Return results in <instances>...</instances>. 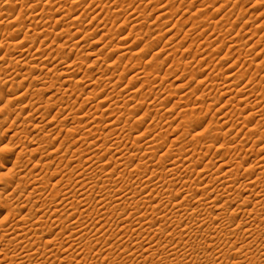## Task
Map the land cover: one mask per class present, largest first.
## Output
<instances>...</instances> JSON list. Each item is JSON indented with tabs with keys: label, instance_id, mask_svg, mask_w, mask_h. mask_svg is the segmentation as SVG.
<instances>
[{
	"label": "rangeland",
	"instance_id": "obj_1",
	"mask_svg": "<svg viewBox=\"0 0 264 264\" xmlns=\"http://www.w3.org/2000/svg\"><path fill=\"white\" fill-rule=\"evenodd\" d=\"M64 1H66V0H57V1L56 0H0V67H2V68H0V96H1V98H0V126L3 123H5V125H4L5 129L7 127L9 129H12V130L14 129L13 131H11V133H9V135L7 137L3 138V140L0 139V157H3V156L9 157L10 163H9L8 167L12 168L13 171H14L13 167H15L16 164H18L17 165L18 167H21V168H17V166H16L15 170H17L19 172L20 169H21V172H19L21 174V176H20V174H19V176L22 178V181L24 180L23 184H28V188H29V189H27V192L22 194V196L18 193L20 195V197L17 194L16 199L14 200L15 201L14 204L10 203V200H8L6 198V196L8 195V193L13 191L12 189H14V186L16 185L15 184L16 181L13 184L14 186L11 184L12 186L9 187L10 190L7 192V194H6V192L5 193H3V192L0 193V229L2 228V230H4V229H6V227H9V225H12V224H14L15 226L12 225V226H10L11 228L16 227L17 226L16 224L18 223L17 221H19L21 219L20 217L23 216V215H26L27 217H29L31 215L32 219L29 217V219H31L29 224H27L29 222V219H27L28 222L26 221V223L24 225H22V224H20V225H22V227H25L27 225L30 226L31 223L34 222V228L40 226L41 224H42L41 227H44L45 224H47L46 223L47 221L48 222H52L56 217H58L60 215L59 218H61V216H62V219L63 218H64V220L67 219L65 227L66 226L67 227L68 226L72 227L74 225L75 226H79V227L82 226V228H87L88 227L89 229L91 228V232H90L91 234L88 235V236L86 235L85 236L86 238L83 236L84 239H81V238H83L82 235H78V234L76 235L75 233H73L72 230L70 232V234L72 233V236L69 234V231L68 232L66 231L67 233L64 232L63 229H61L63 227L62 224L60 225V223H59L58 226H57L56 223L53 224L54 228H55V232H58V233L61 232L62 233V235L60 233V237H57V236H59V234L57 235V233H54V235L56 234L55 235V237H56L55 240L57 242L56 241H53V242H54V244L57 243V247H58V248L55 249L54 252L56 253L57 249H58L59 252L56 253V255L58 257L55 256L54 252L52 253V250L44 249V251H43L44 254L40 253L41 254L40 258L38 256V258L40 260L38 259V261H41V259L43 261L47 257V259H46L47 263L46 264H50V263L51 264H58V263L59 264H62V263L63 264H131V263L132 264H149V263L150 264H152V263L153 264L154 263L155 264H160V263L161 264H172V262L170 263L169 261L167 262L165 260H162L163 256L160 255L161 252H162L161 251L162 250L161 246L169 245V243L172 242V241H170L172 238L168 240L169 242L167 244V240H165V237L161 236L160 234H155L154 233L155 234L154 236H153V232L150 233L151 235L148 234L149 236L144 235L145 233L142 234L141 235L142 238L143 237L145 238V236H146V238L148 237L149 239H151L152 237L155 238L154 244L152 243V245L156 244V246H159L160 249H161L159 251V250H157L159 247L156 248V246H155L154 249H153L155 251H153V250L148 251L147 250L148 248H147V246L145 244H144L145 247H143L142 246L143 243H142V245H138V246H135L134 245L135 243L134 244L132 243V240L135 239L136 236H138L137 235L138 233L137 234H133V233L129 232V235H126L127 237H125V235H123L125 230L122 227H124V224L131 226V227L128 226L131 230L132 229L136 230L135 228H137L138 226L137 227H135V226H136L137 222L140 221V218L142 217L143 213H140V214L138 213L140 215V217H139L138 214H136V213L133 214V212H131V209H126L127 210L126 212H125V210H121V209H124L125 207L127 208V206L125 205L126 202H124V205L121 204L122 206L120 208H118V209L117 208L115 209L112 206L111 208L113 210H110V211H108L109 208L108 209L107 208H105V209L103 208L101 210L100 209L101 207H99V205L97 206V204H92V202L96 203L95 199L100 197L101 193L104 194V191H103L104 189L103 188L106 187V186L107 187L105 189H107L108 186H109L107 191L109 193H111V194L112 193L114 194V192H116L117 189H118L117 192H120L121 189H127V187L130 184V182H131L130 185L132 187H135L134 188L135 190L141 189L140 185L138 187L137 182L135 183L133 181V179H131L129 177V175H126V179H125V182L123 181L124 182V184H123L122 181L120 179H118V178H121V175H123V173H121L122 170L120 171L121 168H119V169H117V172L114 173V176H113V178H114L113 180L114 181L112 180L113 183H111L112 181L111 182H107L106 184H104L105 186L102 184L103 183L102 180L106 179V175L108 174L107 171H109V170L100 171L99 173H101V175H99V173L97 172V174H96L97 177L94 176V178L96 177L97 180L96 179L95 180L98 181L99 184L98 185L94 184V187H93V185H91L92 184V180H93L92 178L90 179L91 176L87 175L86 178L84 176L83 177L81 176L80 179H78L79 178V174L81 172H83V170L85 168H86V170L88 168V165H86V164L84 165V163L86 161L82 162L81 160H86V159H88L91 156V158H89V159H91V160L94 159V162L98 161V158H100L99 160H101L103 163H106V162L110 163V162H112V161H110V159L112 160V158H113L112 156H114L112 154H115L116 146L119 147V145H118L119 142H120V144H122V145H120V149H123V150L125 149V151H127V148L128 149H130L131 147L132 148L133 147L137 148L135 150H134V148L133 149L131 148L130 150H128V153L132 151L129 154L130 155L132 154V156L137 154V155H135V157L139 158V156L142 157L143 153L145 154L146 152L151 151L150 149L148 151L147 148H149V146L147 145L146 142H147L148 138H152V137H155V136L158 137V140L155 142V144L158 141L159 142L157 143V145H159V144L162 145V143H163V146L161 147V149L159 151V155H161L162 153H167L168 152L167 153L168 160H173L174 158H177V156L179 157V155H178V153L176 151L178 149L176 147H179V146L181 147V145H182V147L185 146L186 147L185 151L187 149H189L188 151H190L193 148L192 147L193 146V141H192V138H191L193 135H197V137L199 135L198 138L201 137L206 142H209L207 144H210L211 141H212V143L210 145H212V146L214 145L213 147L215 149L214 148L212 149L211 153L206 157V160L204 161L206 164L212 163V164H210L211 165L210 167H213L215 165L213 163H216L218 165H219V163H221V160H223V158L220 157L221 154L223 155L222 151L223 152L224 151L228 152V153L224 152L226 154L227 160H229L230 157H232L234 155L237 156V153H239L240 150H242V153H240L242 157H243V155L244 156L245 155H247V156L250 155L248 158L254 160L256 158L255 156H257V154L256 153L253 154L252 152L248 153V151H246L247 149H249L251 147L250 145H252L253 140L252 141L248 140L246 142L248 137L245 138V134H244V132H247V130H249V128H252V126L247 128L248 125H246V124H245L246 126L244 125V123H245V121H244L245 120L244 119L245 115L248 114L249 110L251 112V107L250 106L246 107L245 103H242V104L238 105L237 102L235 101V99H233L232 97L234 95H236L235 94V93H237L236 90H239L240 86H243L245 83H247L246 81L253 75V73L255 74L256 72H257V75L256 74L253 75V77H254L253 81H255V82H252V84L250 83V85L253 86V84L254 85L258 84L259 81H260V83L257 85V87L259 86L258 88L260 90L262 88H264V86H262V85H264L263 84L264 83V79H262V78H264L263 77L264 76V65H263V67H260L261 71L259 69V72H258V70L256 69V64L259 63L264 58V53L261 56L256 55V54H258V52L260 50L263 51L264 40H262V39H264V37H263L264 36V27H263L264 26V0H169V1L168 0H125V3H124L125 5H123L124 6L123 8L121 6L123 0L120 1V4L118 3L119 5L115 4V0H95V1L94 0H92V1L91 0H86V1L85 0H80L83 3H80V2L76 3L77 5H75V9L73 10V14L70 17V19H68V18L61 19V22L59 24L56 23V21H54V20L51 21V23H49L50 21H48V20H52L50 18L48 19V16L51 14L50 10L55 8V6H56V9L59 8L60 7L59 5H62V4L65 3ZM73 1L77 2L78 0H73ZM166 1H167V3H166ZM111 4L112 5L114 4V5L111 6ZM168 4L170 5V10L172 8H174V9H172V11L175 10L174 11L175 14L171 13L172 11H170V10H169L170 11L169 14H171V15H169L167 13L168 8H169ZM69 5L71 6V4L68 2L67 3V7L68 8H69ZM106 6L109 7V8H107ZM161 6H163L162 8L165 7L164 10L159 9V8H161ZM85 7H87V9ZM107 10H109V11H107ZM39 11H40V13H39ZM47 12H48V14H47ZM52 12L54 13L55 10L53 9ZM81 12L83 13V15H82ZM135 12H137V14ZM163 12L164 13L166 12L167 15H169V16H167L166 13H165L166 17L164 16L165 18L162 17V18H160L158 20V16L162 15ZM43 14H45L47 16H45ZM78 14L82 15V19L84 18V20H85L83 22V25H84L83 29L84 30L82 31V33L76 34V35H74L72 37H74V40L75 39L78 40V39H82V36H85L88 33V38H85V40L83 42L79 43L78 45L73 46L74 42H72L73 40L72 41L70 40L72 38H71L70 34L67 33L66 27L68 25L71 26L72 28L74 27L73 24H72L73 26L71 25V22H72V19L74 17L79 16ZM228 14H230V15H228ZM51 15H53V14H51ZM137 15L140 18H138ZM208 16H209L210 19H208ZM34 17L37 18V19L35 18L36 19L35 22H34V20H35ZM205 17H206V19H204ZM54 18H55V20H56V18L58 20H60L59 18H61V17L55 15ZM135 18H138L140 20L139 21L138 20L135 21L136 20ZM220 18H221V20H220ZM229 20L231 22H234V20H236L234 23L237 22L233 29L230 27L231 26L230 23L227 22ZM140 21H142V22H140ZM206 21H207V23H206ZM103 22H104V24H103ZM221 22H222V24H221ZM36 23H38L39 25L42 24L41 25L42 27L38 26V24L35 26ZM43 23H46L47 25L45 26V24L43 25ZM217 23H218V25H217ZM105 24H108V25H105ZM192 24H193V26H192ZM104 25L106 27H102ZM213 25H215V26H213ZM43 26H45V27H43ZM69 26H68V28H70V30H72V32L74 34L75 33V29L74 28L72 29ZM206 26H209V27H206ZM37 27H39L40 29L37 28ZM61 27H63V28L61 29ZM64 27H65V29H64ZM241 27H243V28H241ZM99 28L100 29L104 28V30L102 31ZM106 28H107V30H106ZM217 28H219V29H217ZM45 29H47V30L45 31ZM61 30H62L63 33L61 32ZM64 30L66 31V33H65ZM169 30H171V31H169ZM214 31H215V33H214ZM56 32H58L59 34H57ZM220 32H222V34H223L222 37L221 36L220 37L217 36V35H220L219 34ZM42 34L44 36L45 35H47V36L44 37ZM67 34H69V35H67ZM77 35H78V37H75ZM102 35H105V37H103ZM29 36H31V37H29ZM211 36H212V38H211ZM33 37H35L36 39L35 38L32 39ZM45 38H47V40H45ZM68 40L70 41V43H67L66 47L64 46V47L61 48L63 42L68 41ZM222 40H223V42H222ZM258 41L262 42L261 43L262 45L260 44V42L258 43ZM10 42H12L13 44L10 43ZM209 42H210V44H209ZM15 43L16 44L18 43L19 45L22 44L23 46H25L24 49L30 51V52H28L29 53L28 57H25V56L23 58L19 57V49H18L19 47L16 50L13 47L12 48L9 47L11 44H12V46L16 45ZM255 43H256V45L258 43V45L256 46ZM233 44H235V45H233ZM253 45H255V47H253ZM231 46H234V47L232 48ZM230 47L232 48V50L228 49ZM63 48H64L65 52L63 51ZM72 48H74V49H72ZM249 48H251V49H249ZM59 50H60V52H59ZM61 52L63 54H65V58L63 57L64 55L61 54ZM36 53H38V54L40 53L39 55L43 56L45 60L49 59L48 62L53 59L54 61H56V63H58L57 61H59V60L61 61L62 57H63L64 60H62V62L65 63V60H66V63H72L73 59H74L73 63H75L77 61L78 63L76 62L77 64L76 63L75 64L77 65V67H79V66L81 67V69L79 67V69L81 71H80V73L76 72V74H72V75H69V76L68 75L67 76H62V75H60V76L57 75L56 76L54 72H51L50 74H48L49 70L53 69L54 65L53 66H51V65L48 66V64H45V63H44L45 65L43 63L41 65V63L38 61L40 63V64H38V67H39L38 70H35L34 72L30 73V71H31V69H30L31 68V62H30V60H31L32 56L34 54H36ZM229 54H230V56H229ZM239 54H242V55H239ZM59 55H60V59L58 57ZM247 55H248L247 58L249 60L246 61L245 57ZM231 56H232V58H231ZM43 57H40V58H43ZM47 57H48V59H47ZM76 57L78 59L82 57L81 58L82 60L81 59L78 60ZM57 58H58V60H57ZM66 58H68V59H66ZM130 58H132L133 60L130 61V63H128V65H127L126 62L128 60H130ZM75 59H77V60L75 61ZM105 59H106V61H104ZM119 59H120V61H119ZM152 59H154V61L156 63L155 65H157L159 67L158 68V67L155 66L156 68H158V69L155 68L156 72H158V73L155 72L154 66L149 68L150 70H147V66H148V64H150ZM40 60L42 61L43 59H40ZM115 60H117V61H115ZM250 60L252 61L253 65H251V61ZM19 61H21V66L20 67L18 66L19 65ZM156 61L159 62V63H157ZM235 61H236V65L234 67L233 63ZM244 61H246V62H244ZM110 62L111 63L115 62V65L118 66V67L116 66L118 70H116L113 67L114 70L116 71V73H114L115 75L113 76V78H115L116 81H115V79H113V81L119 83L118 90L120 88H123V87H125L127 89V87H126V86H128L127 82H128L129 85H131V83H129V81H131V80H128V79L130 77L131 78L134 77V75H136V73H139V70H141V69H142L141 71L144 72V74L149 73V74L146 75V76H148V79L147 78H145V79L150 80V78H153L151 80H154V79H156V81L159 80L158 83L156 82L157 86H155L153 88L152 94H151L150 89L149 90L147 88L145 89V93L144 94L145 95H147V93L149 94V95H147L148 97H147L146 100H143V101L136 100L134 102V104H133V101L129 103V105H130L129 108L130 109H131V107L133 108L134 106H137L139 108L137 113L132 114L133 116L129 115V113L127 115V113H126V112H129L128 111L129 108L127 107L128 106V101H129V98L131 97V92L134 91L135 88H137L138 86H140L144 82V81L142 82L143 79L141 81L140 80H136V81L134 80L132 82V85L128 86L129 88L127 89V91H126V89H123L122 94L120 93V90H122V89H120L119 92L117 90L119 97L122 96L121 99H120L119 97L116 98L114 93L111 92L112 95H114V97L109 93L111 89H108V88L106 90L104 89V86L107 83L101 82V83H99V86H98V83L94 84V82H96V81L95 80H91V78H90L91 75H95L99 71L101 73H103L105 70L110 72L111 70H109L110 68L108 67V64ZM188 62H189V64H188ZM178 64H179V66H178ZM43 65L44 66L47 65L46 66L47 68L44 69ZM230 65L231 66L233 65L234 69L231 68L230 71H229V69H227V68L231 67ZM145 66H146V69H144ZM214 66H216V67H214ZM107 67H108V69H107ZM124 67L125 68L127 67V71L126 72L124 71ZM40 68H42V70ZM113 68H111V69L113 70ZM100 69L102 71L103 70L104 71L102 72ZM143 69H144V71H143ZM221 69H222V71H221ZM146 70L150 71L151 73L150 72H146ZM151 70L152 71L154 70V72H152ZM234 70L235 71L238 70V72L241 73V74L242 73L243 74L246 73V71L248 70L247 73L249 75L247 73L246 74L249 77L246 75L247 78L244 81L241 82L242 85L240 83V84H238V86H236V88L232 86L233 89L235 88V92L234 91H233V93L230 92L231 94L230 93H226V91L232 90V89H230V88L228 89V87H224L225 84H228V81L224 80V77L229 76L230 72H232ZM255 70H257V71H255ZM38 71L40 73H42L41 74L42 76L39 75L40 73ZM228 71H229V73H227ZM87 74L88 75L91 74V75L87 76ZM194 75L196 76V78H195ZM217 75L219 77H217ZM43 76L45 78H47V76H48V78H51V77L54 78V76H56V78H55L56 80L53 79V81H54L53 82L52 79H47L46 82H48V83L45 86L43 83H41V82H43V78H42ZM212 77H213V79H212ZM67 78L71 79V80L69 79L70 82H66L65 84H62V83L59 84L60 82H63V80H66ZM80 78H82L81 81L80 82L78 81V83H77V79L80 80ZM215 78L219 79L217 81V83H219V85L223 82L224 86L221 85V88L218 89L217 87L219 85H217V83L215 82ZM118 79H120V80L122 79V80L120 81ZM210 79H212V80H210ZM222 79L224 81H222ZM260 79H262L263 83L261 82ZM50 80H51V82H50ZM57 80H59V81H57ZM72 80H73V82H71ZM147 80H145V81H147ZM174 80H180V82H176ZM220 80L222 82H220ZM210 81H213V82L210 83ZM225 81L227 83H225ZM121 82H123V83H121ZM214 82H215V84H214ZM159 83H161V84H159ZM71 84L72 85L74 84V86L72 87ZM90 84H91V87L89 86ZM152 84L155 85V83H152ZM62 85H64V86H62ZM69 85H71V86H69ZM171 85H173V86L170 87ZM214 85H215V87H214ZM75 86H76V88H75ZM78 86H79V88H78ZM42 87H43V91L39 92L38 90L40 88H42ZM69 87H70V89L73 88L71 91H73V90L77 91L79 89L84 88V92H82V93H84V96H83V94H81L80 99L78 101L83 102L84 100H86V99L88 100L89 99V102H85V103H83V105L82 104L80 105L79 102H78L77 103L78 105L75 104L74 106H72L73 108H67V109L59 108V105H57L59 103H56V102H58V100L61 99L60 97L65 98L66 96L68 97L69 94L72 95L74 93H75V95H78V93L75 92V91H73L71 93L70 92L67 93V91H66L67 89L66 88H69ZM97 87H98V90H97ZM57 88H59L58 91H57ZM46 90H49V91H46ZM210 90H213V91H210ZM92 91L93 92L96 91V93L93 94ZM99 91L102 92L101 93L102 96H103V94L112 96L113 99L110 100L111 102L114 101V98H115V101H117L116 99H120L121 103L119 102L118 106L120 105L121 107L120 106L119 107L116 106L117 109H116V107H113L114 109H116V110L113 109V111H111L112 109L107 110V107L109 106L107 104H110V101H109L107 104H105L104 106L101 105V108L97 109V107L95 105L98 102L96 100H98L99 98H96L93 101H92V99L95 97V95ZM203 91H205L204 94H203ZM208 91H209V93H208ZM62 93L63 94L65 93V94L63 95ZM224 93H226V94L224 95ZM20 94H22V96ZM88 94H90L92 99L90 98V96ZM120 94H121V96H120ZM19 95L23 99L19 98L18 97ZM75 95H73V99H72L73 102H74L75 97H76ZM116 95H117V93H116ZM128 95H129V97H127ZM15 96L18 99H21V100L19 101L17 99L19 102L14 100V99H16ZM54 97H55V99H54ZM87 97H89V98H87ZM230 97L232 99H230ZM123 98L124 99L127 98L126 99L127 105L124 102L125 100L122 101ZM254 98L255 97L250 98V101L252 99L254 100ZM217 99L219 100V103H217L218 102ZM220 99H221V101H220ZM55 100H57V101H55ZM260 100H262V99L260 98ZM9 101H10V103H9ZM227 101H229V102H227ZM73 102L71 104H73ZM176 102H177V104H176ZM226 102H227V104H226L227 107H225V103ZM141 103H145L143 107H141ZM18 104H19V106H18ZM54 105H56V106H54ZM123 105H125L127 107V108L125 107L127 110L124 109V107L122 108ZM214 105H217V106H214ZM234 105H235V107H234ZM79 106H81V108ZM92 106L93 107L95 106L96 109L92 108ZM199 106H200V108H199ZM209 106H211V107L213 106L214 108L212 107L211 111H209V110L207 111ZM221 106H222V109H221ZM16 107L18 108L17 109L18 111L16 110ZM20 107H22V109ZM232 107H234V108L232 109ZM223 108H225V109H223ZM8 109H10V110H8ZM47 109H48V111H47ZM122 109H124L123 111H125V110L126 111L122 112ZM235 109H236V111H235ZM24 110H26V111L24 112ZM88 110H91L92 112L91 111L89 112ZM233 110L235 111V115H234V111ZM38 111H39V113H38ZM103 111H105V112H103ZM216 111H217V113H216ZM227 111L229 112V114L227 113ZM232 111H233V113H232ZM68 112H70V113H68ZM75 112H78V113H82L83 112V113H86V114H89V113L92 114V116H90V114L88 115L90 117H87V118L84 117L85 119L83 118L82 124L85 127L82 124L81 125L84 128L81 127V125H80V127H81L80 128L79 127V123H78L79 120H75L74 119V117L76 118L78 116V114H76ZM113 112H115L116 114L115 113L113 114ZM130 112H131V110H130ZM71 113H72V115H71ZM122 113H123L124 116L122 115ZM125 113H126V116H125ZM56 114H58V115H56ZM110 114L111 115L112 114L115 115V117L111 116ZM213 115L215 117H213ZM54 116H56V117L53 119ZM100 116L102 117V119H101ZM119 116L121 117V120L119 122L120 125H119V123H115V120H114V119L117 120L119 118ZM126 117L127 118L129 117L128 119H130V120H127ZM42 118L44 120H42ZM96 118H97V120H95ZM72 119H74V120H72ZM91 119H92V121H95V122L91 123L90 122ZM141 119H142V121H141ZM210 119L215 121L214 124H212L210 122ZM39 121H43V122H39ZM75 121H77V122H75ZM83 121H84V123H83ZM86 121H87V124L85 125ZM128 121H129V123H128ZM223 121H224L225 124L223 123ZM88 122L91 124V126H90V124L88 125ZM139 122H140V124H139ZM101 123L103 124V126L101 125ZM113 123H115V124H113ZM134 123H137V124H134ZM199 123L201 124V126H200V128L197 129L196 126H198ZM242 123H243V125L246 128L242 127L243 126ZM209 124L210 125L212 124V126L209 127ZM223 124L225 125L224 127H223ZM247 124L253 125V124H255V121L254 122L250 121ZM87 125L89 127H87ZM93 125H94V129H93ZM95 125H97L99 127L102 126V128H99V127L96 126V128H97L96 129ZM137 125H140V126L142 125V127H141L142 129L139 128V129H141V131H139V132H141L142 135H141V133H139L138 136L139 135L144 136V134H146L147 132L152 134L151 135V134L148 133L149 134V135L147 134L148 136H146V137H144V138H142L140 140V142L143 145H142V148L139 149V151H138L139 147L137 146L138 144L134 143L135 142L134 138L129 140V138L126 137V136L122 137V135H124V134H119L120 136L113 135V136H111L112 139H111V137L109 139L106 138V135L108 136V134L110 132H113L116 129L120 130L121 128L123 129V127L125 126L124 128H125L126 132L128 133V131H127L128 128L129 129L131 127L135 128V126L136 127H140V126H137ZM129 126H131V127H129ZM238 126H240V127H238ZM78 127H79V129L78 130L75 129V130H77V131H75L74 128H78ZM211 127H212V130H211ZM220 127H221L222 130L219 129ZM230 127L232 129H230ZM98 128H99V130H98ZM192 128L194 129V131H193ZM235 128H237V129H235ZM89 129H90L91 133L88 134ZM101 129H102V131H101ZM145 129H147V130L149 129V130L146 131ZM154 129H155V131H154ZM217 129H219V130H217ZM228 129H230V131L232 130L231 132H233V134H231L230 131H229L230 132L229 133ZM0 130H1V128H0ZM18 130L22 131V132H20L21 134L17 135L16 138L14 137L13 140H11L10 138L12 137V135H15V133ZM144 130L146 132H143ZM214 130H217V131H214ZM233 130H235L236 132L233 131ZM243 130H244V132L239 135L238 132H242ZM219 131H221V132H219ZM260 131H262L261 128L259 129V132ZM188 132H190V134H188ZM216 132L217 133L219 132V133L217 134ZM224 132L225 133L226 132L229 133L227 141L230 140V142H231V143L226 144L227 145L226 147L223 144L221 145V143L223 141L222 139H223ZM72 133H73V135L75 137L71 136ZM160 133H162V134H160ZM186 133H187V135H186ZM235 134L238 135V139L236 138L237 136ZM34 135H36V138H35ZM189 135L191 137H189ZM217 135L218 136L220 135L219 137H221V139H218L219 137ZM68 136H69V139L67 138ZM85 136H87V137H85ZM204 136H206V137H204ZM234 136H235V138H234ZM33 137L37 140L38 143H42V144L39 145V147H41V148L43 147L44 149H46V150H44V149L42 150L43 154H42L41 151H36L37 153L34 152V154H32V150L34 149V147L32 146L34 144V143H32V141H33L32 139H34ZM118 137H119V139H117ZM50 138H52V140ZM53 138H55V140H53ZM73 138H74L75 141L73 140ZM77 138H80V139H77ZM83 138H84V140H83ZM230 138L231 139L233 138V139L231 140ZM251 138L256 140L255 139L256 137H251ZM96 139H98L99 144H97L98 141ZM123 139H124V141H123ZM242 139H244V140L240 141ZM19 140H21L24 143V145H22L20 148L14 150L13 146H15L14 144L16 142H18ZM49 140H51L53 142L52 146H50V147H48L47 144H46V142L49 141ZM76 140H78V141H76ZM106 140L108 141V143H107ZM109 140H111V141H109ZM128 140H129V142H128ZM162 140L164 142H161ZM61 141H63V145H62ZM103 141L104 142L106 141L105 143H107V145ZM126 141H127L128 144L126 143ZM237 141L238 142H242V144H243V142L245 144L246 143L247 144L238 146L239 143ZM121 142H123V143H121ZM95 143H96V145H95ZM164 143H165V145H164ZM123 144L124 145L126 144V146L124 147ZM186 144H188V146H186ZM54 145H55V147H54ZM24 146L27 147L28 149L25 148ZM98 146L100 147V149H99ZM111 146H113L115 148L113 149V147H111ZM172 146H174V147H172ZM219 146L220 147L223 146L227 150L224 149L223 147L220 148ZM241 146H243V147L247 146V148L244 147L245 148V152L243 151L244 149ZM22 147H24V149ZM39 147H37V148H39ZM109 147H111V148H109ZM230 147H232V148H230ZM56 148H59V149H56ZM144 148H146V149H144ZM218 148H220V149H218ZM66 149H69L68 152H67ZM216 149L221 151V152L217 151ZM45 151H47V152H45ZM144 151H146V152H144ZM48 152H49V154H47ZM50 152H52L51 155H50ZM64 153H66V154H64ZM251 153H252V155H251ZM138 154H140V155H138ZM240 154H238V155H240ZM43 155H45V156H43ZM65 155L68 158H66ZM53 156H55V157H53ZM56 156H59V157H56ZM51 157H53V158H51ZM109 157H110V159L108 160ZM54 158H57V159L55 160ZM62 158H65L64 161H62L63 160ZM80 158H81V160H80ZM58 159L59 160L61 159L63 164L60 161H58ZM146 160H148V159H146ZM153 160H155V159H153ZM153 160L148 161L147 162L148 166L145 165V168H143V170L147 169V171H149V170H152L154 168L156 169L157 166L156 167L154 166V168H153V165H156L157 161L155 163V161L152 162ZM49 161H51V163H49ZM133 162L138 163L137 160H135ZM227 162H229V161H227ZM5 163L6 162H2V164H5ZM79 163H80V165H81V163H83V166H86V167H84V169L83 168L81 169V167H79ZM222 163H223V161H222ZM44 164L45 165L46 164H50V165H46L45 166ZM58 164H60V165H58ZM66 164H68V165H66ZM42 165H43V167H42ZM111 165H109L110 167L108 166L107 168L113 169L114 167H116L115 163H112ZM243 166H247V165H243ZM74 167H76L78 169L75 170ZM47 168H49V169H47ZM64 168H66V169H64ZM123 168L126 169L127 173L128 172L129 173L133 172V167L132 166L131 167L127 166V168H126V166H124ZM245 169H246V167H244V169H240L241 173L239 174L240 177L243 180L244 179L247 180L251 176H253V175H255L257 173L256 169L253 170V173H252V171H246ZM55 170L57 172H60V173L58 174ZM60 170H63V171H60ZM91 172H92V169L88 168V170L86 171V174H91ZM119 172L121 173L120 175L118 174ZM180 172H182V176H185V175L186 176H190L191 175V178H189V177L186 178V180H188V181L189 180H193V179L196 178V175H194V174H196V172H191L192 174L194 173L192 175L190 173H187V174H186V172L184 173L183 170H179L178 173H179L180 176H181ZM76 173H77L78 176L76 175ZM53 174L55 175V178L53 177L54 176ZM61 174L64 175V176H62ZM188 174H190V175H188ZM44 176L46 178H48V177L51 178V176H52V179L50 181V185L48 187H44L45 190H44V188H42L44 191L43 190L40 191L41 194H40V192H38V193L34 192L33 193V186H35L36 183H40L41 181L45 182L46 178L43 179ZM72 176H73V178H71ZM104 176H105V178H104ZM63 177H64V179H63ZM116 177H118V178H116ZM65 178H67V179H65ZM82 178H83L84 182H81ZM127 178L128 179L130 178L131 181L128 180ZM231 178H234V177H231ZM183 179L185 180L184 177H183ZM252 179L255 180L254 177ZM28 180H29V182H28ZM48 180H50V179L48 178L47 181ZM63 180H64V182H63ZM65 180H66V182H65ZM34 182H36V183H34ZM57 182H59V183H57ZM115 182H116V184L118 186L115 185ZM127 182H129V183H127ZM177 182H179V180ZM30 183H31V185H33L32 187L29 186ZM54 183H57L58 185L55 184L56 185L55 186ZM82 184H85V185H82ZM88 184H89V186H88ZM90 185L92 187H90ZM112 185H115V188ZM98 186H99V188H98ZM124 186H126V187H124ZM84 187H86V188H84ZM110 187H112L111 188L112 190L110 189ZM130 187H128V188H130ZM178 187H179V185H178ZM15 188H16V186H15ZM84 189H85V191H84ZM99 189H100V192H99ZM91 190H93V192ZM109 190H111L112 192L109 191ZM61 191H62V193H61ZM30 192H31V194H30ZM203 192H204L203 190L198 191V192L196 191L195 196H200V195L203 194ZM58 194H59V196L57 197L56 195H58ZM87 194H88V196H87ZM24 195H25V197H24ZM27 195L29 197H26ZM50 196H51V200H50ZM210 196H213V195H210ZM247 196H248L247 193L242 192V197H247ZM253 198H254V201H255L256 197H253ZM18 199H21V200H18ZM62 199H65V200H62ZM74 199H76V200H74ZM258 199H262V197L258 198ZM258 199L256 198L257 202H255V203H259ZM80 200L82 201V203H81ZM88 200H89V202H88ZM14 201L11 200V202H14ZM53 201H54V203H53ZM70 201L73 202V204L70 203ZM19 202H21V203H19ZM44 202H46V203H44ZM83 202H85V203H83ZM221 202H223V198H221L216 205L221 204ZM240 202H242V201L238 200L234 205L233 204L231 205V208H235L237 205L240 204ZM9 203H10V205H9ZM86 203L87 204L89 203V206L92 205V207L93 206L97 207V208H92L90 206L91 210L88 209L90 211V214L92 213L91 211H93V215H91L92 217L90 216L89 213H82V211H81L83 209V205L86 204ZM121 203H123V202H121ZM19 204H21V206L27 205L28 207L29 206L30 207L29 208L26 207L24 210H21L23 213L20 210L16 211V214H15V212L13 214L12 212H10V210L8 212V205H9V207H11L12 210H14L13 209L14 207L16 209V208H18V207H16L17 205L20 206ZM22 204H24V205H22ZM78 205H81L80 206V210H78V209L75 210L76 207H79ZM72 206L74 207V209H73ZM31 207H33V208H31ZM84 207H86V205ZM246 207L250 208L251 205L250 206L248 205ZM145 209L143 208V210L140 211V212H143ZM128 210H130V211H128ZM249 210H251V209H249ZM80 211H81L82 214H80ZM104 211H106V212H104ZM119 211H120V215L121 216L119 215ZM75 212H77L78 214L75 213ZM107 212H108V214H107ZM113 212L114 213L116 212V213L114 214ZM121 212H124L125 214L124 213L121 214ZM211 212H212L211 214L213 216H215V215L220 213L216 208H212ZM52 213H54V214L52 215ZM117 213H118V216H117ZM33 214H34V216H33ZM73 214H75V215L73 216ZM84 214L87 215V216H85ZM95 214H96V216H95ZM106 214H107V216H106ZM132 214H133V216H132ZM14 215L16 217H14ZM43 215H44V217H43ZM68 215H69V217H68ZM70 215H72V216H70ZM51 216H53L52 217V218H54L53 220H52ZM242 216H243V214L237 215V217L239 219ZM93 217H94V219H93ZM40 218H42L41 221H38V220H40ZM77 218H78V220H77ZM141 219H143V217ZM35 220H37V221H35ZM70 221H74V222H70ZM79 221H80L81 224L79 223V225H77ZM212 221L213 220H210V221L208 220V222H206L204 224L205 227H203V230H209L208 228H210V229L212 228V232L215 231L214 233L216 235V232L221 230L217 226H222V225H220L219 221H216V220L213 221L215 224L212 223ZM220 221H222V220H220ZM38 222H40V224ZM68 223L69 224L70 223H72V224L74 223V224L73 225L70 224L71 225L70 226V225H68ZM111 223H112V225H111ZM211 224L212 225L214 224V226L211 227ZM217 224H219V225H217ZM32 226H33V224H32ZM60 226H61V228H60ZM27 227H25V228L26 229H30V227H28V228ZM128 227H126V228H128ZM213 227H214V229H213ZM98 228H101L102 230H100ZM120 228H122V229H120ZM173 228L174 227H172L171 230H173ZM215 228H217V229H215ZM96 230L98 231V233H97ZM103 231H104V233H107V235H108V237L106 239H108V240L110 239L109 241H106L108 243H105V241L103 243H98L97 241H95L97 239H95V240L92 239L93 237L96 238L97 236H100V235L104 234V233H102ZM137 231H139V230L137 229ZM118 232L120 233V235H118L119 234ZM100 233H102V234H100ZM114 234L117 236V239H116V237H114L115 236ZM139 234H141V231H139ZM69 235H70V237H69ZM110 235L113 237L112 239H111ZM109 236H110V238H109ZM133 236H134V238H133ZM55 237H52V239H54ZM130 237H132L131 241H130ZM246 237L247 236H244L245 239L240 240V242L238 244H236V245L231 244V242L232 241L234 242L236 239L235 240L234 239H230L229 242L227 240H226V242L220 241L219 238H218V240H219L218 242H217V239H216V241L215 240L210 241V243L208 245L211 248L208 245H206V246L203 245L202 247H204L205 251L203 249H202V251L199 250L201 252V254L205 253L203 255H201L200 252L198 253L199 254L198 256H200V258H201L200 261H202V264H204V263L213 264V262H214V264H222L221 262H223V264L225 262H226L225 264H235V263H232V262H235V261L236 262H239V261L241 262L243 260V262L240 263V264H247L249 261H251V262H249L248 264H264V239L260 238V239H258L259 240L258 241L257 238H255V240H256L255 242H257V243L254 242L250 247H248L249 250L248 249H244L243 251H241V250H239V248L242 247L245 244L246 245L249 244L248 242L254 240V237H256V236L254 235V237H247V238ZM190 238H192V237H190ZM173 239L175 241V239L177 240L178 238L175 237ZM49 240H51V238ZM83 240H84V242H83ZM90 240H92V245L88 244V243L91 242ZM93 240H94V243H93ZM141 240H143V239H141ZM156 240L158 242H161V241L162 242L164 241V242H163V244L161 243L160 245H157V241ZM33 241H35V240L33 239ZM68 241H70L71 243L68 242ZM174 241H173L172 244L170 243L171 247H172V245H174V246L177 245L175 243H177L178 241H175V242ZM60 242H61V244H60ZM147 242H149V241L147 240ZM212 242H214L213 243L214 245L212 244ZM72 244L75 245V246H73ZM95 244L99 245V246H96ZM106 244H108V245H106ZM88 245H90V246H88ZM119 245H121V246H119ZM20 246L18 247L17 251H15V252H17L16 254L21 252L20 249H22V247L24 245L23 246L20 245ZM84 246L85 247L88 246L87 249L83 248ZM182 246H183V243H182ZM232 246H234V247H232ZM127 247H128V250L127 251H125V250L123 251V249H125ZM130 247H132V248L130 249ZM136 247L139 248V249H137ZM140 247L143 248V249H141ZM205 247H206V249H205ZM207 247H208V249H207ZM225 247H226V249H225ZM1 248L2 247H0V249ZM80 248H82V249H80ZM221 248L222 249L224 248V249L222 250ZM11 249H13L12 247H10V251H14V250H11ZM84 249L86 251H88L90 249L89 251H91L92 253L91 252L89 253V251L88 252L85 251L86 252V254H85ZM93 250H95V251H93ZM99 250H101V251H99ZM142 250L143 251L145 250V252H143ZM146 250H147V252H146ZM218 250L222 251V253H221L222 255L221 256H222L223 259L218 256V253L220 252ZM81 251H82L83 254L81 253ZM186 251H188V249H186ZM226 252H227V254H226ZM45 253H47V254H45ZM127 253H129V254H127ZM69 254H71V255H69ZM78 254H80V255H78ZM228 254H229V257H228ZM245 254H246V257H245ZM72 255H74V257ZM86 255H88V256H86ZM117 255H118V257H117ZM191 255L192 254H190V253H188V255L186 254V258H185L186 260L182 264H184V263L186 264L187 260L189 261V259H194L196 257V256H194V258H193V255H192V258H191ZM215 255H217L218 258H220L217 261L218 263L216 262L217 256H215ZM54 256H55V258H54ZM70 256H72V258ZM75 256L77 258H75ZM18 257H19V255H18ZM18 257L15 258L17 261L14 260L15 264H20L21 263V262H19L20 259ZM83 257H85L86 259H84ZM202 257H204V258H202ZM224 257H225V259H224ZM226 257H228V258H226ZM64 258L65 259L67 258L68 260L69 259L70 260L73 259V261H70V260L68 261L67 260V262H66ZM172 258H174V257H169L168 259H172ZM208 258H209L210 261L208 260ZM141 259H142V261L144 263L141 261ZM256 259L260 260L261 262L256 260ZM62 260H64V262ZM78 260H82V261H78ZM212 260H214V261H212ZM220 260H221V262H220ZM246 260L247 261L249 260V261L247 262ZM33 261H34V263L38 262L37 259H32V263H33ZM46 261H44V262H46ZM145 261H148V262L145 263ZM32 263L29 262L28 264H32ZM198 263H199V261H198ZM176 264H179V263H176Z\"/></svg>",
	"mask_w": 264,
	"mask_h": 264
},
{
	"label": "bare ground",
	"instance_id": "obj_2",
	"mask_svg": "<svg viewBox=\"0 0 264 264\" xmlns=\"http://www.w3.org/2000/svg\"><path fill=\"white\" fill-rule=\"evenodd\" d=\"M57 1V0H56ZM86 1V0H85ZM92 1V0H91ZM95 1V0H94ZM120 1L121 0H115V4H120ZM169 1V0H168ZM66 4H65V3ZM63 3L64 4H62V5H59L60 7L59 8H57L56 9V6H55V8H53L54 10H55V12L53 13L52 12V10H50L51 11V14H53V15H49L48 16V19L50 18V19H52V20H48V21H50L49 23H51V21H56V23H60L61 22V19H65V18H68V19H70V17L72 16V14H73V10L75 9V5H77L76 3H83V2H81L80 0H78L77 2L76 1H73V0H66V1H64ZM70 3L71 4V6L69 5V8L67 7V3ZM150 2V1H149ZM148 2V3H149ZM57 3V2H56ZM61 3V2H60ZM125 3V0H123L122 1V8L124 7L123 5H125L124 4ZM158 3V2H157ZM166 3H167V1H166ZM50 4V3H49ZM100 4V3H99ZM118 4V5H119ZM228 4V3H227ZM88 5V4H87ZM114 5V4H113ZM112 4H111V6H113ZM117 5V6H118ZM169 5V4H168ZM32 6V5H31ZM30 6V7H31ZM36 6V5H35ZM109 6V5H108ZM166 6V5H165ZM174 6V5H173ZM172 6V7H173ZM47 7V6H46ZM45 7V8H46ZM67 7V8H66ZM80 7V6H79ZM107 7V6H106ZM105 7V8H106ZM163 6H161V8H159V9H162V10H164V8H162ZM167 7V6H166ZM43 8V7H42ZM77 8V7H76ZM86 9H87V7H85ZM97 8V7H96ZM104 8V9H105ZM107 8H109V7H107ZM106 8V9H107ZM168 8V7H167ZM172 9H174V8H172ZM172 9L170 10V5H169V8H168V11L170 10V11H172ZM78 10V9H77ZM120 10V9H119ZM122 10V9H121ZM157 10V9H156ZM107 11H109V10H107ZM154 11V10H153ZM167 11V13L169 14L170 13V11L168 12ZM175 11V10H174ZM174 11H172L171 13H174L175 14V12ZM84 12V11H83ZM39 13H40V11H39ZM38 13V14H39ZM45 13V12H44ZM82 13V12H81ZM88 13V12H87ZM134 13V12H133ZM132 13V14H133ZM136 14H137V12H135ZM166 13V12H165ZM165 13L163 12V14L162 15H160V16H158V20L160 19V18H162V17H164L165 16ZM167 13H166V15H167ZM202 13V12H201ZM33 14V13H32ZM37 14V15H38ZM47 14H48V12H47ZM146 14V13H145ZM173 14V15H174ZM206 14V13H205ZM36 15V14H35ZM43 15H45V14H43ZM42 15V16H43ZM60 16L61 18H59L60 20H58L57 18H56V20H55V18H54V16ZM79 15V14H78ZM82 15H83V13H82ZM82 15H79V16H76V17H74L73 19H72V22H71V25L73 24L74 25V29H75V33L73 34V32H72V30H70V28H68V26L66 27V31H67V33H69L70 34V36H71V38L72 39H70L72 42H74L73 44V46H76V45H78L79 43H81V42H83L84 40H85V38H88V33L85 35V36H82V39H75L74 40V37H72V36H74V35H76V34H80V33H82V31L84 30L83 29V22L85 21L84 20V18L82 19ZM169 15H171V14H169ZM169 15H167V16H169ZM207 15V14H206ZM210 15V14H209ZM228 15H230V14H228ZM21 16V15H20ZM33 16V15H32ZM45 16H47V15H45ZM53 16V17H52ZM138 16V15H137ZM203 16V15H202ZM201 16V17H202ZM166 17V16H165ZM164 17V18H165ZM172 17V16H171ZM36 17H34V19H35ZM138 18H140L139 16H138ZM138 18H135L134 20L135 21H139L140 19H138ZM37 19V18H36ZM36 19L34 20V22L36 21ZM145 19V18H144ZM204 19H206V17L204 18ZM208 19H210L209 18V16H208ZM212 19V18H211ZM223 19V18H222ZM226 19V18H225ZM19 20V19H18ZM29 20V19H28ZM67 20V19H66ZM93 20V19H92ZM91 20V21H92ZM128 20V19H127ZM130 20V19H129ZM220 20H221V18H220ZM219 20V21H220ZM41 21V20H40ZM102 21V20H101ZM133 21V20H132ZM205 21V20H204ZM211 21V20H210ZM236 20H234V22H235ZM238 21V20H237ZM43 22V21H42ZM108 22V21H107ZM106 22V23H107ZM117 22V21H116ZM127 22V21H126ZM140 22H142V21H140ZM157 22V21H156ZM201 22V21H200ZM227 22H229L230 23V27L233 29L234 27H235V24L237 23H234V22H231L230 20L229 21H227ZM250 22V21H249ZM39 23V22H38ZM38 23H36L35 24V26L38 24ZM69 23V22H68ZM147 23V22H146ZM206 23H207V21H206ZM216 23V22H215ZM40 24V23H39ZM38 24V26H41V25H39ZM45 24V26L47 25L46 23H43V25ZM89 24V23H88ZM103 24H104V22H103ZM114 24V23H113ZM138 24V23H137ZM213 24V23H212ZM221 24H222V22H221ZM220 24V25H221ZM246 24V23H245ZM244 24V25H245ZM262 24V23H261ZM49 25V24H48ZM67 25V24H66ZM72 25V26H73ZM105 25H108V24H105ZM102 26V27H106V26ZM209 25V24H208ZM216 25V24H215ZM215 25H213V26H215ZM217 25H218V23H217ZM31 26V25H30ZM45 26H43V27H45ZM192 26H193V24H192ZM224 26V25H223ZM254 26V25H253ZM42 27V26H41ZM69 27H71V26H69ZM206 27H209V26H206ZM218 27V26H217ZM247 27V26H246ZM264 27V26H263ZM37 28H39V27H37ZM48 28V27H47ZM52 28V27H51ZM63 27H61V29H62ZM72 28V27H71ZM72 28V29H73ZM205 28V27H204ZM212 28V27H211ZM226 28V27H225ZM224 28V29H225ZM241 28H243V27H241ZM40 29V28H39ZM64 29H65V27H64ZM68 29V30H67ZM100 29V28H99ZM109 29V28H108ZM173 29V28H172ZM191 29V28H190ZM189 29V30H190ZM217 29H219V28H217ZM221 29V28H220ZM228 29V28H227ZM30 30V29H29ZM47 29H45V31H46ZM100 30H104V28L103 29H100ZM106 30H107V28H106ZM110 30V29H109ZM201 30V29H200ZM206 30V29H205ZM240 30V29H239ZM31 31V30H30ZM49 31V30H48ZM65 31V30H64ZM66 31H65V33H66ZM101 31V32H102ZM150 31V30H149ZM162 31V30H161ZM169 31H171V30H169ZM193 31V30H192ZM35 32V31H34ZM61 32H62V30H61ZM60 32V33H61ZM168 32V31H167ZM189 32V31H188ZM187 32V33H188ZM228 32V31H227ZM42 33V32H41ZM57 34H59L58 32H56ZM63 33V32H62ZM72 33V34H71ZM106 33V32H105ZM194 33V32H193ZM206 33V32H205ZM214 33H215V31H214ZM37 34V33H36ZM69 34H67V35H69ZM220 35H217L218 37H222V32H220L219 33ZM43 35V34H42ZM61 35V34H60ZM63 35V34H62ZM111 35V34H110ZM32 36V35H31ZM31 36H29V37H31ZM44 36V35H43ZM45 36H47V35H45ZM44 36V37H45ZM50 36V35H49ZM103 37H105V35H102ZM188 36V35H187ZM190 36V35H189ZM203 36V35H202ZM226 36V35H225ZM37 37V36H36ZM39 37V36H38ZM43 37V38H44ZM57 37V36H56ZM75 37H78V35L77 36H75ZM84 37V38H83ZM102 37V38H103ZM111 37V36H110ZM217 37V38H218ZM264 37V36H263ZM35 37H33L32 39H34ZM208 38V37H207ZM211 38H212V36H211ZM216 38V37H215ZM30 39V38H29ZM36 39V38H35ZM105 39V38H104ZM45 40H47V38H45ZM219 40V39H218ZM260 40V39H259ZM262 40H264V39H262ZM261 40V41H262ZM32 41V40H31ZM216 41V40H215ZM42 42V41H41ZM204 42V41H203ZM208 42V41H207ZM221 42V41H220ZM222 42H223V40H222ZM228 42V41H227ZM260 41H258V43H259ZM10 43H12V42H10ZM9 43V44H10ZM67 43H70V41L68 40V41H65V42H63V44H62V46H61V48L62 47H66V44ZM229 43V42H228ZM244 43V42H243ZM258 43H257V45H258ZM262 42H260V44H261ZM13 44V43H12ZM12 44L9 46V47H13L15 50L18 48L19 49V57H28V55H29V53L28 52H30V51H28V50H26V49H24V47L25 46H23L22 44L21 45H19L18 43L16 44V45H14V46H12ZM32 44V43H31ZM53 44V43H52ZM209 44H210V42H209ZM212 44V43H211ZM238 44V43H237ZM51 45V44H50ZM233 45H235V44H233ZM243 45V44H242ZM241 45V46H242ZM255 45H256V43H255ZM255 45H253V47H255ZM256 45V46H257ZM262 45V44H261ZM48 46V45H47ZM69 46V45H68ZM106 46V45H105ZM202 46V45H201ZM238 46V45H237ZM240 46V47H241ZM8 47V48H9ZM59 47V46H58ZM132 47V46H131ZM156 47V46H155ZM232 48L234 47V46H231ZM228 48V49H230V50H232V48ZM252 47V46H251ZM259 47V46H258ZM33 48V47H32ZM31 48V49H32ZM106 48V47H105ZM153 48V47H152ZM219 48V47H218ZM222 48V47H221ZM244 48V47H243ZM72 49H74V48H72ZM103 49V48H102ZM220 49V48H219ZM238 49V48H237ZM249 49H251V48H249ZM253 49V48H252ZM14 50V51H15ZM40 50V49H39ZM38 50V51H39ZM62 50V49H61ZM100 50V49H99ZM255 50V49H254ZM13 51V50H12ZM63 51H64V48H63ZM73 51V50H72ZM59 52H60V50H59ZM65 52V51H64ZM241 52V51H240ZM41 53V52H40ZM39 53V54H40ZM72 53V52H71ZM263 53H264V44H263V51L262 50H260L259 52H258V54H256V55H258V56H261V55H263ZM38 53H36V54H34L33 56H32V58H31V60H30V62H31V71H30V73H32V72H34L35 70H38V64H40L41 63V65H42V63L44 64H48V66H53L54 65V67H53V69H51V70H49V73L48 74H50L51 72H54L55 73V75L57 76H60V75H62V76H69V75H72V74H76V72L77 73H80V69H81V67H80V69H79V67H77V59H75V61L77 62H75V63H73L74 62V59H73V62L72 63H66V60H65V63L64 62H62V60H64V58H65V54H63L62 52H61V54H63L64 56V58L62 57V60L59 62V61H57L58 63H56V61H54L53 59V61L51 60V61H49L48 62V57H47V59L48 60H45L44 59V57L43 56H40ZM43 54V53H42ZM18 55V54H17ZM71 55V54H70ZM184 55V54H183ZM228 55V54H227ZM239 55H242V54H239ZM246 55V54H245ZM62 56V55H61ZM76 56V55H75ZM74 56V57H75ZM229 56H230V54H229ZM238 56V55H237ZM244 56V55H243ZM40 57H43V58H40ZM56 57V56H55ZM59 57V59H60V55L58 56ZM248 55L245 57V60L247 61V60H249L248 58ZM257 57V56H256ZM82 58V57H81ZM81 58H79V59H81ZM192 58V57H191ZM231 58H232V56H231ZM239 58V57H238ZM247 58V59H246ZM40 59H43L42 61L40 60ZM66 59H68V58H66ZM78 59V60H79ZM156 59V58H155ZM255 59V58H254ZM56 60V59H55ZM57 60H58V58H57ZM82 60V59H81ZM133 59L132 58H130V60H128L126 63H127V65H128V63H130V61H132ZM243 60V59H242ZM18 61V60H17ZM40 63H39V62ZM68 61V60H67ZM70 61V60H69ZM96 61V60H95ZM104 61H106V59L104 60ZM115 61H117V60H115ZM119 61H120V59H119ZM200 61V60H199ZM238 61V60H237ZM241 61V60H240ZM239 61V62H240ZM246 61H244V62H246ZM251 61V60H250ZM38 62V63H37ZM48 62V63H47ZM55 62V63H54ZM150 62V61H149ZM148 62V63H149ZM157 62V61H156ZM83 63V62H82ZM96 63V62H95ZM94 63V64H95ZM119 63V62H118ZM147 63V64H148ZM157 63H159V62H157ZM187 63V62H186ZM254 63V62H253ZM44 64V65H45ZM81 64V63H80ZM117 64V63H116ZM156 63H155V61H154V59H152L151 60V62H150V64H148V66H147V70H150L149 68H151V67H153L154 66V69L156 68V67H158L157 65H155ZM188 64H189V62H188ZM220 64V63H219ZM234 64V67H235V65H236V61L233 63ZM43 65V66H44ZM251 65H253L252 64V61H251ZM263 65H264V58L259 62V63H257L256 64V69L258 70V72H259V69H260V71H261V68L260 67H263ZM19 67L21 66V61H19V65H18ZM47 66V65H46ZM46 66H44L43 68L44 69H46L47 67ZM117 65H115V62H113V63H109L108 64V67L110 68L109 70H111L110 72H108V71H102L101 69V71L103 72V73H101L100 71L98 72V73H96L95 75H88L87 74V76H90V78H91V80H95L96 82H94V84H97L98 83V86H99V83H101V82H105V83H107L105 86H104V89L106 90L107 88L108 89H111L110 90V94L112 95V93H114V95L116 96V98H118L119 97V95H118V92H119V90L120 89H122V90H120V93L122 94V92H123V89H126L125 87H123V88H120L119 90H118V88H119V83L118 82H114L113 81V79H115V78H113V76L115 75L114 73H116V71L114 70V68L116 69V70H118L117 69V67H116ZM134 66V65H133ZM132 66V67H133ZM146 66H145V68L144 69H146ZM156 66V67H155ZM178 66H179V64H178ZM185 66V65H184ZM218 66V65H217ZM220 66V65H219ZM231 66V65H230ZM108 67H107V69H108ZM114 67V68H113ZM131 67V68H132ZM135 67V66H134ZM177 67V66H176ZM214 67H216V66H214ZM234 67H233V65L231 66V67H229V68H227V69H229V71H230V69L231 68H233L234 69ZM0 68H2V67H0ZM111 68H113V70L111 69ZM159 68V67H158ZM158 68H156V69H158ZM41 70H42V68H40ZM144 69H143V71H144ZM156 69H155V72H156ZM187 69V68H186ZM215 69V68H214ZM226 69V70H227ZM2 70V69H1ZM142 70V69H141ZM141 70H139V73H136V75H134V77H130L128 80H131V81H129V83H131V85H132V82L135 80H142V84L140 85V86H138L137 88H135L134 89V91H132L131 92V97L129 98V101H128V108L130 107V105H129V103L130 102H132L133 101V104H134V102L136 101V100H138V101H143V100H146L147 99V95H149L148 93H147V95H145L144 93H145V89L147 88L148 90L150 89V91H151V94H152V90H153V88L155 87V86H157L156 84L158 83V81H156V79H154V80H151V79H153V78H150V80H147L148 79V76H146L147 74H149V73H147V74H144V72H142ZM146 70V72H150V71H147ZM217 70V69H216ZM257 70H255V71H257ZM40 71V70H39ZM38 71V72H39ZM79 71V72H78ZM113 71V72H112ZM124 71L126 72L127 71V67L125 68L124 67ZM152 71V70H151ZM221 71H222V69H221ZM229 71L227 72V73H229ZM248 71V70H247ZM247 71H246V73H247ZM251 71V70H250ZM123 72V71H122ZM152 72H154V70L152 71ZM40 73V72H39ZM53 73V74H54ZM151 73V72H150ZM156 73H158V72H156ZM161 73V72H160ZM246 73H239L238 72V70L237 71H232V72H230V74H229V76H226V77H224V80H226V81H228V84H225V86H224V83L222 82V81H224L223 79H222V81L220 80V82H222L220 85H219V83H217V81L219 80L218 78H215V82L217 83V85H219L217 88L219 89V88H221V85H223L224 87H228V89L230 88V89H232V90H228V91H226V93H233V91L235 92V88H236V86H238V84H240L242 81H244L246 78H247V76L249 75L248 73V75L246 74ZM42 73H40L39 75H41ZM256 75H257V72L255 73ZM254 73H253V75H255ZM38 75V76H39ZM46 75V74H45ZM157 75V74H156ZM228 75V74H227ZM247 75V76H246ZM252 75V74H251ZM250 75V76H251ZM253 75L246 81L247 83H245L243 86H240V88H239V90H236L237 91V93H235L236 95H234L232 98L233 99H235V101L237 102V104L238 105H240V104H242V103H245V105H246V107L247 106H250L251 107V112H250V110H249V112H248V114H246L245 115V123H244V125L246 124V125H248L247 126V128L248 127H251L252 126V128H249V130H247V132H244V130L242 131V132H238L239 133V135L241 134V133H243L244 132V134H245V138H247L248 137V139L246 140V142L249 140H253V142H252V145H250L251 147L249 148V149H247L246 151H248V153L249 152H252L253 154H257V156H255L256 158L254 159V160H252V159H250V158H248L250 155H243V157L241 156V154L240 153H242V150H240V152L239 153H237V156L236 155H234V156H232V157H230V159L229 160H227V158H226V154L224 153V152H226V151H222V153H223V155L221 154L220 155V157L221 158H223V160H221V163H219V165L218 164H216V163H213V164H215L213 167H210L211 165L210 164H212V163H208V164H206L204 161L206 160V157L211 153V151H212V149L214 148L212 145H210L211 143H212V141H211V143L210 144H207V143H209V142H206L203 138H198L199 137V135H198V137H197V135H193L192 137L189 135V137H191L192 138V141H193V148L190 150V151H188L189 149H187L186 151H185V149H186V147L185 146H183L182 147V145H181V147L179 146V147H176L178 150H176L177 151V153H178V155H179V157L177 156V158H174L173 160H168V156H167V153H162L161 155H159V151H160V149H161V147L163 146V143H162V145L161 144H159V145H157V143L159 142H157L156 144H155V142L158 140V137L157 136H155V137H152V138H148V140H147V145L149 146V148H147L148 149V151H149V149L151 150V151H149V152H146V151H144V152H146L145 154L143 153L142 154V157H140L139 156V158L138 157H135V155H137V154H135V155H133L132 156V154L130 155L129 153H131V152H129L128 153V150H130V149H128L127 148V151H125V149L123 150V149H120V145H122V144H120V142L118 143V145H119V147L118 146H116V150H115V154H112V155H114V156H112L113 158H112V160L110 159V157L108 158V160L110 159V161H112V162H110V163H103L101 160H99L100 158H98V161H96V162H94V159H89V158H91V156L88 158V159H86V160H81V158H80V160L83 162H85L84 163V165L86 164V165H88V168L89 169H92V172H91V174H86V171L88 170V168H87V170H86V168L84 169V167H86V166H83V163H81V165H80V163H79V167H81V169L83 168L84 170H83V172H81L80 174H79V178L78 179H80V177L82 176H84L85 178H86V176L87 175H89V176H91L90 177V179L92 178L93 180H92V184L91 185H93V187H94V184L95 185H98L99 184V182L98 181H96L97 179H96V177H97V172L99 173L100 171H106V170H109V171H107L108 172V174L106 175V179H103L102 181H103V185L104 184H106L107 182H111L114 178H113V176H114V173H116L117 172V169H119V168H121L120 169V171L122 170V172L121 173H123V175H121V178H118V177H116V178H118V179H120L121 181H122V183L124 184V182H125V179H126V175H129V177L131 178V179H133V181L136 183L137 182V185H138V187H139V185H140V188L141 189H138V190H135L134 188L135 187H132L130 184H131V182H130V184L128 185V187H130V188H128L127 187V189H121V191L120 192H117L118 191V189H117V191L116 192H114V194L112 193H109L107 190H108V188H109V186H108V188L107 189H105L106 187H104L103 189V191H104V194H102L101 193V196L100 197H98V198H96L95 199V201H96V203H94V202H92V204H97V206L99 205V207H101L100 209L102 210L103 208L105 209V208H109V210L108 211H110V210H113L111 207L113 206V208H120L122 205L121 204H123L124 205V202H126L125 203V205L127 206V208L125 207L124 209H121V210H125V212L127 211L126 209H131V212H133V214L134 213H136V214H140V213H143V215H142V217H143V219H141L140 218V221L139 222H137V224H136V226L135 227H137V228H135L136 230H131L129 227H131V226H129V225H125L124 224V227H122V228H124V234L123 235H125V237H127L126 235H129V232H131V233H133V234H137L138 236H136V238L135 239H133L132 240V237H130V241L132 240V243L135 245V246H138V245H142V243H143V247H145V245L147 246V250L148 251H150V250H153L154 249V247L156 246V244L155 245H152V243L154 244V240H155V238H151V239H149L148 237L146 238V236H149L148 234H150L151 232H153V236L155 235V234H160L161 236H163V237H165V240H167V244H168V240L169 239H173V238H175V237H177L178 239L176 240L175 239V241H178L177 243H175V244H177V245H172V247L170 246V243L172 244L173 243V241H174V239L172 240H170V241H172V242H170L169 243V245H164V246H161L162 248V250L160 249V247L159 246H156V248L157 247H159L157 250H161L162 252H161V254L160 255H162L163 256V258H162V260H165V261H169L170 263L172 262V264H176V263H179V264H182L183 262H185V258H186V254L188 255V253H190V254H192L193 255V258H194V256H196L194 259H189V261L187 260L186 262V264H197L198 263V261H199V263L198 264H202V261H200V256H198L199 254V250H201L202 251V249L204 250V247H202L203 245L204 246H206V245H208L209 243H210V241H212V240H215L216 241V239H217V242L219 241L218 240V238L220 239V241H224V242H226V240L229 242V240L230 239H236L234 242L232 241L231 242V244H233V245H236V244H238L239 242H240V240H243V239H245L244 238V236H247V237H254V235L256 236V237H254V240H252V241H249L248 243L249 244H245V245H243L242 247H240L239 248V250H241V251H243L244 249H248L249 250V248L248 247H250L256 240H255V238H257V240L258 239H260V238H262V239H264V88H262L261 90L257 87V85L260 83V81H259V83L258 84H253V86L252 85H250V83L252 84V82H255V81H253L254 80V77H253ZM42 76V75H41ZM56 76H54V78L53 77H51V78H48V76H47V78H45L44 76L42 77L43 78V82H41V83H43L45 86L47 85V83L48 82H46V80L47 79H52V81H53V79H55L56 78ZM158 76V75H157ZM195 76V75H194ZM118 77V76H117ZM123 77V76H122ZM137 77V78H136ZM215 77V76H214ZM217 77H219L218 75H217ZM249 77V76H248ZM264 77V76H263ZM36 78V77H35ZM34 78V79H35ZM85 78V77H84ZM145 78H147V79H145ZM191 78V77H190ZM195 78H196V76H195ZM226 78V79H225ZM40 79V78H39ZM68 79V78H67ZM63 80V82H58L59 84H65L66 82H70L69 81V79L68 80ZM81 79L82 78H80V80L79 79H77V83H78V81L80 82L81 81ZM89 79V78H88ZM147 80V81H145V80ZM212 79H213V77H212ZM212 79H210V80H212ZM262 79H264V78H262ZM262 79H260L261 80V82H262ZM36 80V79H35ZM56 80V79H55ZM71 80V79H70ZM118 80H120V79H118ZM117 80V81H118ZM122 80V79H121ZM120 80V81H121ZM161 80V79H160ZM57 81H59V80H57ZM115 81H116V79H115ZM174 81H176V82H180V80H174ZM214 81V80H213ZM213 81H210V83H212ZM225 81V83H227ZM50 82H51V80H50ZM49 82V83H50ZM54 82V81H53ZM71 82H73V80L71 81ZM76 82V81H75ZM157 82V83H156ZM165 82V81H164ZM204 82V81H203ZM215 82H214V84H215ZM92 83V82H91ZM121 83H123V82H121ZM152 83H155V85L154 84H152ZM263 83V82H262ZM13 84V83H12ZM54 84V83H53ZM52 84V85H53ZM82 84V83H81ZM153 86H152V85ZM159 84H161V83H159ZM264 84V83H263ZM51 85V84H50ZM55 85V84H54ZM57 85V84H56ZM68 85V84H67ZM72 85V84H71ZM71 85H69V86H71ZM122 85V84H121ZM127 85L128 86H131V85H129L128 84V82H127ZM152 87H151V86ZM185 85V84H184ZM209 85V84H208ZM211 85V84H210ZM235 85V86H234ZM241 85H242V83H241ZM62 86H64V85H62ZM66 86V85H65ZM74 86V84L72 85V87ZM90 87H91V84L89 85ZM93 86V85H92ZM96 86V85H95ZM102 86V87H103ZM128 86H126L127 87V89L129 88ZM173 85H171L170 87H172ZM213 86V85H212ZM232 86L233 87H235L234 89L232 88ZM262 86H264V85H262ZM31 87V86H30ZM61 87V86H60ZM106 87V88H105ZM122 87V86H121ZM161 87V86H160ZM210 87V86H209ZM214 87H215V85H214ZM63 88V87H62ZM75 88H76V86H75ZM78 88H79V86H78ZM96 88V87H95ZM162 88V87H161ZM213 88V87H212ZM238 88V87H237ZM51 89V88H50ZM58 89L59 88H57V91H58ZM67 90V93H71V92H73V91H75V92H77L78 93V95H75V93L74 94H69V96L66 98L65 96V98H62V97H60L61 99H59L58 100V102H56V103H59V104H57V105H59V108H63V109H67V108H73L72 106H74L75 104H77L78 102H79V104L81 105H83V103H85V102H89V99L87 100H84L83 102H80V101H78L79 99H80V96H81V94H83V96H84V93H82V92H84V88H82V89H79V90H73V91H71L73 88H71L70 89V87L69 88H66ZM127 89H126V91H127ZM31 90V89H30ZM63 90V89H62ZM65 90V89H64ZM86 90V89H85ZM97 90H98V87H97ZM117 90H118V92H117ZM191 90V89H190ZM214 90V89H213ZM213 90H210V91H213ZM39 92L40 91H43V87L42 88H40L39 90H38ZM46 91H49V90H46ZM103 91V90H102ZM149 91V92H150ZM61 92V91H60ZM64 92V91H63ZM91 92V91H90ZM100 92V91H99ZM97 93L96 95H95V97L92 99V97L90 96V94H88L89 96H90V98L92 99V101L93 100H95L96 98H99L98 100H96V101H98L97 102V104L95 105L96 107H97V109L98 108H101V105L102 106H104L105 104H107L111 99H113L112 98V96L114 97V95H112V96H110V95H104L103 94V96H102V92H100V93ZM112 92V93H111ZM204 92L205 91H203V94H204ZM92 93L93 94H95L96 93V91L95 92H93L92 91ZM116 93H117V95H116ZM208 93H209V91H208ZM226 93H224V95L226 94ZM230 93V94H231ZM23 94V93H22ZM22 94H20L21 96H22ZM63 94V93H62ZM65 94V93H64ZM63 94V95H64ZM92 94V95H93ZM121 94H120V96H121ZM124 94V93H123ZM20 95L18 96L19 98H21L20 97ZM73 95H75L76 97H75V100H74V102L72 101V99H73ZM211 95V94H210ZM17 96V95H16ZM15 96V98L16 99H14V100H16V101H20L21 99H23V98H21V99H18L17 97ZM54 96V95H53ZM60 96V95H59ZM171 96V95H170ZM186 96V95H185ZM208 96V95H207ZM52 97V96H51ZM122 97V96H121ZM121 97H119L120 99H121ZM125 97V96H124ZM127 97H129V95L127 96ZM159 97V96H158ZM168 97V96H167ZM206 97V96H205ZM238 97V98H237ZM253 97H255L254 98V100L252 99L251 101H250V98H253ZM0 98H1V96H0ZM59 98V97H58ZM82 98V97H81ZM87 98H89V97H87ZM182 98V97H181ZM202 98V97H201ZM231 97H230V99H232ZM260 98L262 99V100H260ZM18 99V100H17ZM54 99H55V97H54ZM120 99H116L117 101H115V98H114V103L113 102H111L110 101V104H107V105H109L108 107H107V110H110V109H112L111 111H113V107H116V106H118V103L120 102L121 103V100ZM127 99V98H126ZM126 99H122V101H124L125 102V104L127 105V101H126ZM167 99V98H166ZM218 100V99H217ZM229 100V99H228ZM18 101V102H19ZM55 101H57V100H55ZM73 102V104H71L72 102ZM220 101H221V99H220ZM231 101V100H230ZM146 102V101H145ZM213 102V101H212ZM227 102H229V101H227ZM227 102L225 103V107H227ZM9 103H10V101H9ZM15 103V102H14ZM17 103V102H16ZM24 103V102H23ZM55 103V102H54ZM138 103V102H137ZM160 103V102H159ZM217 103H219V100H218V102ZM216 103V104H217ZM123 104V103H122ZM121 104V105H122ZM132 104V103H131ZM139 104V103H138ZM144 104L145 103H141V107H143L144 106ZM176 104H177V102H176ZM180 104V103H179ZM211 104V103H210ZM215 104V103H214ZM9 105V104H8ZM27 105V104H26ZM31 105V104H30ZM78 105V104H77ZM136 105V104H135ZM175 105V104H174ZM224 105V104H223ZM229 105V104H228ZM236 105V104H235ZM235 105H234V107H235ZM18 106H19V104H18ZM54 106H56V105H54ZM95 106L93 107L92 106V108H95ZM120 106V105H119ZM118 106V107H119ZM214 106H217V105H214ZM237 106V105H236ZM8 107V106H7ZM30 107V106H29ZM35 107V106H34ZM80 108H81V106H79ZM121 107V106H120ZM124 107V109H126L127 107L125 106V105H123L122 106V108ZM126 107V108H125ZM157 107V106H156ZM163 107V106H162ZM173 107V106H172ZM213 107V106H212ZM212 107L211 106H209V108L207 109V111L209 110V111H211V109H212ZM234 107H232V109L234 108ZM21 109H22V107H20ZM78 108V107H77ZM158 108V107H157ZM199 108H200V106H199ZM214 108V107H213ZM18 108L16 107V110H17ZM24 109V108H23ZM40 109V108H39ZM96 109V108H95ZM116 109H117V107H116ZM116 109H114V110H116ZM120 109V108H119ZM124 109H122V112H125V111H123ZM130 109V108H129ZM128 109V111L129 112H126L127 113V115H128V113H129V115H132V114H135V113H137L138 112V107L137 106H134L133 108L131 107V112H130V110ZM159 109V108H158ZM194 109V108H193ZM221 109H222V106H221ZM223 109H225V108H223ZM246 109V108H245ZM8 110H10V109H8ZM20 110V109H19ZM62 110V109H61ZM82 110V109H81ZM80 110V111H81ZM100 110V109H99ZM201 110V109H200ZM247 110V109H246ZM18 111V110H17ZM26 110H24V112H25ZM34 111V110H33ZM40 111V110H39ZM39 111H38V113H39ZM47 111H48V109H47ZM60 111V110H59ZM63 111V110H62ZM66 111V110H65ZM70 111V110H69ZM89 112L91 111V110H88ZM87 111V112H88ZM106 111V110H105ZM105 111H103V112H105ZM118 111V110H117ZM140 111V110H139ZM185 111V110H184ZM194 111V110H193ZM196 111V110H195ZM219 111V110H218ZM234 111V110H233ZM233 111H232V113H233ZM235 111H236V109H235ZM235 111H234V115H235ZM245 111V110H244ZM37 112V111H36ZM61 112V111H60ZM73 112V111H72ZM84 112V111H83ZM78 113V112H75L76 114H78V116L75 118L74 117V119L75 120H79V127H80V125L82 124V120H83V118L84 117H90V116H92V114H90V116H88L89 114H86V113ZM92 112V111H91ZM170 112V111H169ZM32 113V112H31ZM68 113H70V112H68ZM74 113V114H75ZM115 112H113V114H114ZM126 113H125V116H126ZM216 113H217V111H216ZM227 113L229 114V112L227 111ZM20 114V113H19ZM18 114V115H19ZM103 114V113H102ZM111 115V116H113V117H115V115ZM116 114V113H115ZM141 114V113H140ZM151 114V113H150ZM41 115V114H40ZM56 115H58V114H56ZM70 115V114H69ZM71 115H72V113H71ZM121 115V114H120ZM122 115H123V113H122ZM216 115V114H215ZM226 115V114H225ZM75 116V115H74ZM102 116V115H101ZM100 116V117H101ZM105 116V115H104ZM103 116V117H104ZM124 116V115H123ZM133 116V115H132ZM148 116V115H147ZM227 116V115H226ZM43 117V116H42ZM56 116H54L53 117V119L55 118ZM97 117V116H96ZM117 117V116H116ZM131 117V116H130ZM140 117V116H139ZM213 117H215L214 115H213ZM40 118V117H39ZM44 118V117H43ZM42 118V120H44ZM127 118V117H126ZM129 118V117H128ZM127 118V120H130V119H128ZM223 118V117H222ZM256 118V119H255ZM33 119V118H32ZM52 119V120H53ZM64 119V118H63ZM74 119H72V120H74ZM85 119V118H84ZM93 119V118H92ZM92 119H91V123L93 122H95V121H92ZM101 119H102V117H101ZM113 119V118H112ZM187 119V118H186ZM185 119V120H186ZM213 119V118H212ZM212 119H210V122L212 123V124H214V120H212ZM215 119V118H214ZM46 120V119H45ZM90 120V119H89ZM94 120V119H93ZM95 120H97V118L95 119ZM115 120V123H119L120 122V120H121V117L119 116V118L116 120V119H114ZM126 120V121H127ZM125 121V122H126ZM141 121H142V119H141ZM188 121V120H187ZM213 121V122H212ZM250 121H255V124H253V125H250V124H247L248 122H250ZM27 122V121H26ZM39 122H43V121H39ZM50 122V121H49ZM75 122H77V121H75ZM134 122V121H133ZM183 122V121H182ZM52 123V122H51ZM83 123H84V121H83ZM105 123V122H104ZM115 123H113V124H115ZM127 123V122H126ZM125 123V124H126ZM128 123H129V121H128ZM142 123V122H141ZM202 123V122H201ZM223 123H224V121H223ZM26 124V123H25ZM47 124V123H46ZM87 124V121L85 122V125ZM90 123L88 122V125H89ZM100 124V123H99ZM112 124V123H111ZM110 124V125H111ZM134 124H137V123H134ZM139 124H140V122H139ZM205 124V123H204ZM212 124L210 125L209 124V127L210 126H212ZM225 124V123H224ZM223 124V127L225 126ZM5 125V123H3L1 126H0V128H1V130H0V139H2L3 140V138H5V137H7L8 135H9V133H11V131H13L12 129H9L8 127L5 129L4 126ZM43 125V124H42ZM77 125V124H76ZM83 125V124H82ZM81 125V127H83ZM87 125V127H89ZM98 125V124H97ZM97 125H95V128H96V126ZM101 125L103 126V124L101 123ZM119 125H120V123H119ZM124 125V124H123ZM242 125H243V123H242ZM242 126V127H245V126ZM250 125V126H249ZM36 126V125H35ZM78 126V125H77ZM76 126V127H77ZM90 126H91V124H90ZM102 126L101 127H99V126H97V127H99V128H102ZM118 126V125H117ZM127 126V125H126ZM137 126H140V125H137ZM187 126V125H186ZM196 126V125H195ZM200 126H201V124L199 123V125L198 126H196V128L198 129V128H200ZM79 127L78 128H74V130L75 129H79ZM80 127V128H81ZM85 127V126H84ZM83 127V128H84ZM108 127V126H107ZM125 127V126H124ZM123 127V129L121 128L120 130L119 129H116V130H112L113 132H110L109 134H108V136L106 135V138H110L111 136H113V135H118V136H120L119 134H124V135H122V137L123 136H126V137H128L129 138V140H131L132 138H134V143H136V144H138L137 146L139 147L138 148V151H139V149L140 148H142V143L140 142V140L142 139V138H144V137H146V136H148L149 134H151V133H149V132H147L146 134H144V136H141L142 135V133L141 132H139V131H141V127H142V125L140 126V127H136L135 126V128L134 127H131V126H129V127H131L129 130L127 129V131H128V133L126 132V130H125V128ZM162 127V126H161ZM238 127H240V126H238ZM45 128V127H44ZM99 128H98V130H99ZM139 128H141V129H139ZM156 128V127H155ZM189 128V127H188ZM234 128V127H233ZM246 128V127H245ZM262 129V131H260L259 132V129ZM36 129V128H35ZM92 129V128H91ZM93 129H94V125H93ZM97 129V128H96ZM108 129V128H107ZM114 129V128H113ZM175 129V128H174ZM193 129V128H192ZM219 129H221V127L219 128ZM219 129H217V130H219ZM230 129H232L231 127H230ZM230 129H228V132L230 131ZM235 129H237V128H235ZM53 130V129H52ZM55 130V129H54ZM77 130H75V131H77ZM97 130V131H98ZM110 130V129H109ZM146 131H148L147 129H145ZM143 131V132H146V131ZM210 130V129H209ZM211 130H212V127H211ZM217 130H214V131H217ZM222 130V129H221ZM87 131V130H86ZM92 131V130H91ZM101 131H102V129H101ZM154 131H155V129H154ZM193 131H194V129H193ZM196 131V130H195ZM227 131V130H226ZM232 131V130H231ZM230 131V132H231ZM233 131H235V130H233ZM238 131V130H237ZM241 131V130H240ZM20 132H22V131H17L16 133H15V135H12V137L10 138L11 140H13V138L15 137L16 138V136L17 135H19V134H21ZM39 132V131H38ZM68 132V131H67ZM72 132V131H71ZM94 132V131H93ZM96 132V131H95ZM126 132V133H125ZM151 132V131H150ZM187 132V131H186ZM219 132H221V131H219ZM218 132V133H219ZM229 132V133H230ZM236 132V131H235ZM61 133V132H60ZM75 133V132H74ZM85 133V132H84ZM89 133H91L90 132V129H89V132H88V134ZM139 133H141V135H139L138 136V134ZM149 133V134H148ZM197 133V132H196ZM204 133V132H203ZM215 133V132H214ZM217 133V132H216ZM217 133V134H218ZM223 133V132H222ZM229 133H225L224 132V134H223V141H222V143H221V145L223 144V145H225V147L227 146L226 144H228V143H231L230 142V140L229 141H227V138H228V134ZM237 133V134H238ZM69 134V133H68ZM67 134V135H68ZM87 134V135H88ZM99 134V133H98ZM126 134V135H125ZM148 134V135H147ZM160 134H162V133H160ZM188 134H190V132H188ZM195 134V133H194ZM201 134V133H200ZM231 134H233V132H231ZM91 135V134H90ZM152 135V134H151ZM186 135H187V133H186ZM185 135V136H186ZM192 135V134H191ZM236 135V134H235ZM11 136V135H10ZM35 136V138H36V135H34ZM71 136H74L73 135V133L71 134ZM183 136V135H182ZM201 136V135H200ZM207 136V135H206ZM206 136H204V137H206ZM209 136V135H208ZM218 136V135H217ZM220 136V135H219ZM218 136V137H219ZM230 136V135H229ZM237 137V139H238V135H236ZM43 137V136H42ZM57 137V136H56ZM75 137V136H74ZM85 137H87V136H85ZM92 137V136H91ZM90 137V138H91ZM121 137V138H122ZM162 137V136H161ZM188 137V136H187ZM188 137V138H189ZM203 137V136H202ZM251 137H256L255 139L256 140H254L253 138H251ZM22 138V137H21ZM34 138V137H33ZM32 139L33 141H32V143H34L32 146L34 147V149L32 150V154H34V152H36V151H41L42 152V150L44 149L43 147L41 148V147H39V145L40 144H42V143H38L37 142V140L36 139ZM68 139H69V136L67 137ZM95 138V137H94ZM105 138V137H104ZM115 138V137H114ZM113 138V139H114ZM125 138V137H124ZM180 138V137H179ZM187 138V139H188ZM214 138V137H213ZM234 138H235V136H234ZM51 140H52V138H50ZM67 139V140H68ZM71 139V138H70ZM77 139H80V138H77ZM89 139V138H88ZM100 139V138H99ZM111 139H112V137H111ZM117 139H119V137L117 138ZM161 139V138H160ZM217 139V138H216ZM218 139H221V137H219ZM217 139V140H218ZM231 139V138H230ZM233 139V138H232ZM231 139V140H232ZM51 140H49V141H47L46 142V144H47V146L48 147H50V146H52V144H53V142L51 141ZM53 140H55V138H53ZM66 140V139H65ZM73 140H74V138H73ZM83 140H84V138H83ZM90 140V139H89ZM92 140V139H91ZM97 141H98V139H96ZM104 140V139H103ZM122 140V139H121ZM126 140V139H125ZM129 140H128V142H129ZM177 140V139H176ZM190 140V139H189ZM244 139H242V140H240V141H243ZM36 141V142H35ZM75 141V140H74ZM76 141H78V140H76ZM87 141V140H86ZM85 141V142H86ZM94 141V140H93ZM107 141V140H106ZM105 141V142H106ZM109 141H111V140H109ZM114 141V140H113ZM116 141V140H115ZM123 141H124V139H123ZM215 141V140H214ZM220 141V140H219ZM42 142V141H41ZM62 142V145H63V141H61ZM69 142V141H68ZM95 142V141H94ZM93 142V143H94ZM104 142V141H103ZM104 142V143H105ZM161 142H164L163 140L161 141ZM238 142V141H237ZM30 143V142H29ZM78 143V142H77ZM76 143V144H77ZM107 143H108V141H107ZM107 143H105L106 145H107ZM114 143V142H113ZM121 143H123V142H121ZM126 143H127V141H126ZM133 143V142H132ZM166 143V142H165ZM165 143H164V145H165ZM179 143V142H178ZM190 143V142H189ZM214 143V142H213ZM220 143V142H219ZM239 144H238V146L239 145H246L244 142H243V144H242V142H238ZM90 144V143H89ZM97 144H99V141H98V143ZM110 144V143H109ZM115 144V143H114ZM128 144V143H127ZM191 144V143H190ZM15 146H13V149L15 150V149H18V148H20L22 145H24V143L21 141V140H19L18 142H16L15 144H14ZM56 145V144H55ZM55 145H54V147H55ZM60 145V144H59ZM71 145V144H70ZM74 145V144H73ZM95 145H96V143H95ZM112 145V144H111ZM117 145V144H116ZM124 145V144H123ZM135 145V144H134ZM133 145V146H134ZM192 145V144H191ZM61 146V145H60ZM94 146V145H93ZM126 146V144L124 145V147ZM128 146V145H127ZM136 146V147H137ZM186 146H188V144H186ZM25 147V146H24ZM24 147H22L23 149H24ZM37 147H39V148H37ZM47 147V148H48ZM96 147V146H95ZM99 147V146H98ZM105 147V146H104ZM111 147H113V146H111ZM111 147H109V148H111ZM118 147V148H117ZM169 147V146H168ZM172 147H174V146H172ZM220 147V146H219ZM221 147H223V146H221ZM220 147V148H221ZM225 147H223L224 149H226ZM244 150V152H245V148L244 147H246L247 148V146H241ZM25 148H27V147H25ZM37 148V149H36ZM79 148V147H78ZM115 147H113V149H114ZM122 148V147H121ZM134 148V147H133ZM132 148V149H133ZM191 148V147H190ZM220 148H218V149H220ZM230 148H232V147H230ZM237 148V147H236ZM28 149V148H27ZM56 149H59V148H56ZM61 149V148H60ZM99 149H100V147H99ZM107 149V148H106ZM135 149H137V148H134V150ZM144 149H146V148H144ZM215 149V148H214ZM241 149V148H240ZM44 150H46V149H44ZM67 150V152H68V150L69 149H66ZM79 150V149H78ZM96 150V149H95ZM94 150V151H95ZM102 150V149H101ZM108 150V149H107ZM170 150V149H169ZM174 150V149H173ZM217 150V149H216ZM227 150V149H226ZM232 150V149H231ZM51 151V150H50ZM54 151V150H53ZM58 151V150H57ZM168 151V150H167ZM217 151H219V150H217ZM31 152V151H30ZM45 152H47V151H45ZM59 152V151H58ZM66 152V153H67ZM134 152V151H133ZM214 152V151H213ZM219 152H221V151H219ZM230 152V151H229ZM37 153V152H36ZM39 153V152H38ZM51 153L52 152H50V155H51ZM66 153H64V154H66ZM135 153V152H134ZM133 153V154H134ZM137 153V152H136ZM226 153H228V152H226ZM236 153V152H235ZM247 153V154H248ZM252 153H251V155H252ZM42 154H43V152H42ZM41 154V155H42ZM47 154H49V152L47 153ZM56 154V153H55ZM54 154V155H55ZM75 154V153H74ZM95 154V153H94ZM106 154V153H105ZM175 154V153H174ZM215 154V153H214ZM238 154H240V155H238ZM53 155V154H52ZM87 155V154H86ZM138 155H140V154H138ZM159 155V156H158ZM169 155V154H168ZM212 155V154H211ZM43 156H45V155H43ZM47 156V155H46ZM63 156V155H62ZM66 156V155H65ZM97 156V155H96ZM175 156V155H174ZM53 157H55V156H53ZM53 157H51V158H53ZM56 157H59V156H56ZM79 157V156H78ZM99 157V156H98ZM176 157V156H175ZM212 157V156H211ZM229 157V156H228ZM49 158V157H48ZM47 158V159H48ZM66 158H68L67 156H66ZM72 158V157H71ZM55 160L57 159V158H54ZM63 160L62 161H64V159L65 158H62ZM102 159V158H101ZM105 159V158H104ZM146 159H148V160H146ZM153 159H155V160H153ZM171 159V158H170ZM220 159V158H219ZM226 159V160H225ZM249 159V160H248ZM73 160V159H72ZM71 160V161H72ZM107 160V159H106ZM135 160H137V162L138 163H135V162H133V161H135ZM150 160H153L152 162H154L155 161V163H156V161H157V163H156V165H153V168H154V166L156 167V169L154 168V169H152V170H149V171H147V169H145V170H143V168H145V165H147V162L148 161H150ZM58 161H60L61 163H62V161H61V159L59 160L58 159ZM69 161V160H68ZM79 161V160H78ZM77 161V162H78ZM93 161V162H92ZM219 161V160H218ZM222 161H223V163H222ZM227 161H229V162H227ZM2 162H6L5 164H2ZM215 162V161H214ZM9 163H10V159H9V157H6V156H3V157H0V193L1 192H3V193H5L6 192V194H7V192L10 190L9 189V187L10 186H12L14 183H15V181H16V188H15V186H14V189H12L13 191H11L10 193H8V195L6 196V198L8 199V200H10V203H12V204H14L15 203V199H16V196H17V194L19 193L21 196H22V194L23 193H25V192H27V189H29L28 188V184H23V181H22V178L20 177L21 176V174L19 173V172H21V169H20V171L18 172L17 170H15L16 169V166L18 165V164H16V166L15 167H13L14 168V171L12 170V168H10V167H8V165H9ZM49 163H51V161H49ZM65 163V162H64ZM74 163V162H73ZM112 163H115L116 165V167H112L113 169H111V168H107L109 165H111ZM150 163V162H149ZM20 164V163H19ZM42 164V163H41ZM55 164V163H54ZM63 164V163H62ZM45 165V164H44ZM46 165H50V164H46ZM45 165V166H46ZM58 165H60V164H58ZM65 165V164H64ZM66 165H68V164H66ZM78 165V164H77ZM243 165H247V166H243ZM62 166V165H61ZM76 166V165H75ZM112 166V165H111ZM124 166H126V168H127V166L128 167H133V172H131V173H127V171H126V169H124L123 167ZM148 166V165H147ZM42 167H43V165H42ZM60 167V166H59ZM110 167V166H109ZM244 167H246V171H252V173H253V170H255L256 169V171H257V173L255 174V175H253V176H251L249 179H247V180H243L241 177H240V169H244ZM248 167V168H247ZM256 167V168H255ZM17 168H21V167H18L17 166ZM58 168V167H57ZM75 168V170L76 169H78V168H76V167H74ZM107 168V169H106ZM24 169V168H23ZM22 169V170H23ZM47 169H49V168H47ZM56 169V168H55ZM63 169V168H62ZM64 169H66V168H64ZM59 170V169H58ZM74 170V169H73ZM74 170V171H75ZM86 170V171H85ZM99 170V171H98ZM130 170V169H129ZM132 170V169H131ZM179 170H183V172L185 173L186 172V174L187 173H190V174H192L191 172H196V174H194V175H196V178L195 179H193V180H186V178L187 177H189V178H191V175L190 174H188V175H190V176H182V172H180V174H181V176L179 175ZM16 171V172H15ZM42 171V170H41ZM47 171V170H46ZM49 171V170H48ZM56 171V170H55ZM60 171H63V170H60ZM70 171V170H69ZM68 171V172H69ZM31 172V171H30ZM33 172V171H32ZM57 172V171H56ZM55 172V173H56ZM73 172V171H72ZM90 172V171H89ZM106 172V173H107ZM40 173V172H39ZM53 173V172H52ZM54 173V174H55ZM58 174L60 173V172H57ZM56 173V174H57ZM67 173V172H66ZM105 173V172H104ZM120 172L118 173L119 175L121 174ZM147 173V174H146ZM247 173V172H246ZM19 174H20V176H19ZM41 174V173H40ZM53 174V175H54ZM64 174V173H63ZM75 174V173H74ZM146 174V175H145ZM192 174V175H193ZM52 175V176H53ZM62 175V174H61ZM65 175V174H64ZM64 175H62V176H64ZM76 175H77V173H76ZM99 175H101V173H99ZM104 175V174H103ZM184 175V174H183ZM25 176V175H24ZM23 176V177H24ZM43 176V175H42ZM52 176H51V178L50 177H48L50 180H48L47 181V179L48 178H46L45 176L43 177V179L44 178H46V180H45V182H40L39 180V182L40 183H36V182H34V183H36L35 184V186H33V185H31V183H30V185L29 186H33V193L34 192H40V191H42L43 189L42 188H44V187H48L49 185H50V181H51V179H52ZM58 176V175H57ZM68 176V175H67ZM74 176V175H73ZM73 176L71 177V178H73ZM78 176V175H77ZM88 176V177H89ZM94 176H96L95 178H94ZM26 177V176H25ZM24 177V178H25ZM31 177V176H30ZM54 178H55V175L53 176ZM60 177V176H59ZM66 177V176H65ZM87 177V178H88ZM120 177V176H119ZM183 177L185 178V180L183 179ZM193 177V176H192ZM231 177H234V178H231ZM255 178V180L254 179H252V178ZM20 178V179H19ZM23 178V179H24ZM29 178V177H28ZM68 178V177H67ZM67 178H65V179H67ZM84 178V179H85ZM104 178H105V176H104ZM130 178L128 179V180H130ZM33 179V178H32ZM57 179V178H56ZM62 179V178H61ZM63 179H64V177H63ZM96 179V180H95ZM101 179V178H100ZM123 179V180H122ZM242 179V180H241ZM257 179V180H256ZM37 180V179H36ZM82 180H83V178H82ZM81 180V182H84V180L82 181ZM86 180V179H85ZM116 180V179H115ZM179 180V182H177ZM47 181V182H46ZM60 181V180H59ZM90 181V180H89ZM96 181V182H95ZM114 181V180H113ZM113 181L111 182V183H113ZM119 181V180H118ZM124 181V182H123ZM127 181V180H126ZM131 181V180H130ZM28 182H29V180H28ZM32 182V181H31ZM63 182H64V180H63ZM65 182H66V180H65ZM70 182V181H69ZM68 182V183H69ZM117 182V181H116ZM116 182H115V185H117L116 184ZM120 182V181H119ZM33 183V184H34ZM57 183H59V182H57ZM57 183H54V185L55 184H57ZM121 183V182H120ZM127 183H129V182H127ZM179 183V184H178ZM12 184V185H11ZM62 184V183H61ZM90 184V183H89ZM89 184H88V186H89ZM4 185V186H3ZM53 185V186H54ZM58 185V184H57ZM76 185V184H75ZM82 185H85V184H82ZM90 185V187H92ZM115 185H112V186H114V188H115ZM121 185V184H120ZM178 185H179V187H178ZM52 186V187H53ZM56 186V185H55ZM77 186V185H76ZM105 186V185H104ZM118 186V185H117ZM116 186V187H117ZM142 186V187H141ZM103 187V186H102ZM121 187V186H120ZM124 187H126V186H124ZM137 187V186H136ZM50 188V187H49ZM54 188V187H53ZM58 188V187H57ZM56 188V189H57ZM80 188V187H79ZM84 188H86V187H84ZM98 188H99V186H98ZM112 187H110V189H111ZM113 188V189H114ZM123 188V187H122ZM47 189V188H46ZM55 189V188H54ZM74 189V188H73ZM93 189V188H92ZM44 190H45V188H44ZM43 190V191H44ZM70 190V189H69ZM112 190V189H111ZM111 190H109V191H111ZM201 190H203L204 192H203V194L202 195H200V196H195V193H196V191L198 192V191H201ZM31 191V190H30ZM52 191V190H51ZM58 191V190H57ZM67 191V190H66ZM84 191H85V189H84ZM92 192H93V190H91ZM90 191V192H91ZM102 191V190H101ZM75 192V191H74ZM87 192V191H86ZM99 192H100V189H99ZM112 192V191H111ZM242 192H245V193H247L248 194V196L247 197H242ZM61 193H62V191H61ZM18 194V196L20 197V195ZM30 194H31V192H30ZM29 194V195H30ZM40 194H41V192H40ZM34 195V194H33ZM52 195V194H51ZM86 195V194H85ZM197 195V194H196ZM210 195H213V196H210ZM32 196V195H31ZM43 196V195H42ZM48 196V195H47ZM57 197L59 196V194L58 195H56ZM87 196H88V194H87ZM90 196V195H89ZM24 197H25V195H24ZM26 197H29L28 195L26 196ZM86 197V196H85ZM253 197H256L257 199L258 198H261L262 197V199H258V201H259V203H255V202H257L256 201V198H255V201H254V198ZM88 198V197H87ZM191 198V199H190ZM221 198H223V202H221V204H219V205H216L217 203H218V201L221 199ZM33 199V198H32ZM54 199V198H53ZM57 199V198H56ZM66 199V198H65ZM65 199H62V200H65ZM77 199V198H76ZM76 199H74V200H76ZM85 199V198H84ZM89 199V198H88ZM11 200H13L14 202H11ZM18 200H21V199H18ZM36 200V199H35ZM47 200V199H46ZM45 200V201H46ZM50 200H51V196H50ZM73 200V199H72ZM87 200V199H86ZM94 200V199H93ZM92 200V201H93ZM238 200H241L242 202H240V204L239 205H237L235 208H231V205L233 204H235ZM17 201V200H16ZM24 201V200H23ZM28 201V200H27ZM81 201V200H80ZM26 202V201H25ZM49 202V201H48ZM52 202V201H51ZM86 202V201H85ZM85 202H83V203H85ZM88 202H89V200H88ZM91 202V201H90ZM121 202H123V203H121ZM10 203H9V205H10ZM19 203H21V202H19ZM24 203V202H23ZM44 203H46V202H44ZM53 203H54V201H53ZM70 203H72L73 204V202H71L70 201ZM78 203V202H77ZM81 203H82V201H81ZM8 204V203H7ZM18 204V203H17ZM26 204V203H25ZM67 204V203H66ZM79 204V203H78ZM91 204V203H90ZM9 205H8V212H9V210H10V212H12L13 214H14V212H15V214H16V211H18V210H24L26 207H28L27 205H24V204H22V205H24V206H21V204H19L20 206H16V207H18V208H16L15 209V207L13 208L14 210H12L11 209V207H9ZM52 205V204H51ZM86 205V207H84ZM250 206L251 205V207L250 208H247L246 206ZM37 206V205H36ZM57 206V205H56ZM79 207H76L75 208V210L76 209H78V210H80V206L81 205H78ZM91 207H92V205H90ZM89 206V203L87 204H84L83 205V209L81 210L82 211V213H89L90 214V211L89 210H91V207ZM30 207V206H29ZM28 207V208H29ZM35 207V206H34ZM73 207V206H72ZM98 207V208H99ZM31 208H33V207H31ZM39 208V207H38ZM57 208V207H56ZM62 208V207H61ZM92 208H97V207H95V206H93ZM111 208V209H110ZM143 208L145 209L143 212H140V211H142L143 210ZM212 208H216L220 213L219 214H217V215H215V216H213L211 213V209ZM73 209H74V207H73ZM89 209V210H88ZM249 209H251V210H249ZM62 210V209H61ZM120 210V211H121ZM19 211V212H20ZM42 211V210H41ZM67 211V210H66ZM81 211H80V214H82L81 213ZM120 211H119V215H120ZM128 211H130V210H128ZM22 212V211H21ZM54 212V211H53ZM56 212V211H55ZM71 212V211H70ZM74 212V211H73ZM92 213L90 214V216L91 215H93V211H91ZM104 212H106V211H104ZM117 212V211H116ZM115 212V213H116ZM23 213V212H22ZM29 213V212H28ZM36 213V212H35ZM44 213V212H43ZM75 213H77V212H75ZM95 213V212H94ZM114 213V212H113ZM114 213V214H115ZM122 213H124V212H121V214ZM20 214V213H19ZM30 214V213H29ZM54 213H52V215H53ZM57 214V213H56ZM78 214V213H77ZM88 214V215H89ZM101 214V213H100ZM105 214V213H104ZM103 214V215H104ZM107 214H108V212H107ZM107 214H106V216H107ZM125 214V213H124ZM133 214H132V216H133ZM138 214V215H139ZM240 214H243V216L239 219L238 217H237V215H240ZM28 215V214H27ZM67 215V214H66ZM75 214H73V216H74ZM85 215V214H84ZM102 215V216H103ZM9 216V215H8ZM33 216H34V214H33ZM60 216V215H59ZM59 216L58 217H56L55 219L54 218H52L53 216H51V218H52V222H46L47 224H45V226L44 227H41L42 226V224L40 225V226H38V227H35L34 228V222H32L31 223V225L30 226H28V227H30V229H26L25 227H27V226H25V227H22V225H24L25 223H26V221H27V219H29V217L32 219V217H31V215L29 216V217H27L26 215H23V216H21L19 219V221H17L18 223L16 224L17 226L16 227H14V228H11L10 226H12V225H14V224H12V225H9V227H6V229H4V230H2V228L0 229V247H2L1 249H0V264H15L14 263V260H16L15 258H17L18 257V255H19V259H20V261L19 262H21L20 264H28L29 262H31L32 263V259H37V261H38V259L40 258V255L43 253L44 254V249H50V250H52V253L55 251V249L56 248H58L57 247V243H55L54 244V242L53 241H56L55 239H56V237H55V235H54V233H57V235L59 234V236H57V237H60V233H58V232H55V228H54V225L53 224H57V226H58V224L60 223V225L62 224L63 225V227L61 228V226H60V228L61 229H63V231L64 232H68L69 231V234H70V232H71V230L73 231V233H75L76 235L78 234V235H82V237L84 236H88V235H90L91 233V228L89 229L88 227L87 228H82V226L81 227H79V226H72V227H65V224H66V220H64V218L62 219V216H61V218H59ZM70 216H72V215H70ZM85 216H87V215H85ZM95 216H96V214H95ZM94 216V217H95ZM117 216H118V213H117ZM121 216V215H120ZM119 216V217H120ZM123 216V215H122ZM14 217H16L15 215H14ZM42 217V216H41ZM43 217H44V215H43ZM68 217H69V215H68ZM76 217V216H75ZM92 217V216H91ZM94 217H93V219H94ZM104 217V216H103ZM139 217H140V215H139ZM214 217V218H213ZM7 218V217H6ZM66 218V217H65ZM106 218V217H105ZM125 218V217H124ZM134 218V217H133ZM31 219H29V222L27 223V224H29L30 223V220ZM41 219L42 218H40V220H38V221H41ZM49 219V218H48ZM83 219V218H82ZM97 219V218H96ZM108 219V218H107ZM118 219V218H117ZM137 219V218H136ZM6 220V219H5ZM62 220V221H61ZM77 220H78V218H77ZM135 220V219H134ZM208 220L210 221V220H213V221H219V223H220V225H222V226H217L219 229H221L220 231H217L216 232V235H215V231L214 232H212V228L210 229V228H208L209 230H203V227H205L204 226V224L206 223V222H208ZM220 220H222V221H220ZM248 220V221H247ZM35 221H37V220H35ZM51 221V220H50ZM76 221V220H75ZM94 221V220H93ZM108 221V220H107ZM106 221V222H107ZM132 221V220H131ZM212 221V223H214ZM70 222H74V221H70ZM105 222V223H106ZM118 222V221H117ZM122 222V221H121ZM39 224H40V222H38ZM79 223H80V221L78 222V224L77 225H79ZM90 223V222H89ZM96 223V222H95ZM104 223V224H105ZM119 223V222H118ZM133 223V222H132ZM20 224H22V225H20ZM32 224H33V226H32ZM70 224H72V223H70ZM69 223H68V225H70ZM74 224V223H73ZM72 224V225H73ZM81 224V223H80ZM99 224V223H98ZM103 224V225H104ZM108 224V223H107ZM129 224V223H128ZM215 224V223H214ZM214 224L212 225L211 224V227L212 226H214ZM38 225V224H37ZM83 225V224H82ZM95 225V224H94ZM102 225V226H103ZM111 225H112V223H111ZM134 225V224H133ZM217 225H219V224H217ZM15 226V225H14ZM32 226V227H31ZM36 226V225H35ZM56 226V225H55ZM71 226V225H70ZM116 226V225H115ZM129 226V227H128ZM27 227V228H28ZM86 227V226H85ZM104 227V226H103ZM126 227H128V228H126ZM172 227H174L173 228V230H171L172 229ZM208 227V226H207ZM216 227V226H215ZM122 228H120V229H122ZM98 229H100V230H102L101 228H98ZM137 229L139 230V231H141V234H139V231H137ZM213 229H214V227H213ZM215 229H217V228H215ZM218 229V230H219ZM27 230V231H26ZM105 230V229H104ZM4 231V232H3ZM54 231V232H53ZM97 231V230H96ZM121 231V230H120ZM127 231V232H126ZM134 231V232H133ZM66 232V233H67ZM100 232V231H99ZM107 232V231H106ZM97 233H98V231H97ZM96 233V234H97ZM102 233H104V231L102 232ZM102 233H100V234H102ZM119 233V232H118ZM145 233V234H144ZM155 233V234H154ZM95 234V233H94ZM116 234V233H115ZM114 234V235H115ZM142 234H144V235H146L145 236V238L143 237L142 238ZM252 234V235H251ZM54 235V236H53ZM61 235H62V233H61ZM71 236H72V233L70 234ZM70 235H69V237H70ZM74 235V234H73ZM98 235V234H97ZM118 235H120V233L118 234ZM122 235V236H123ZM151 235V234H150ZM249 235V236H248ZM251 235V236H250ZM96 236V235H95ZM111 236V235H110ZM110 236H109V238H110ZM52 237H55L54 239H52ZM62 237V236H61ZM81 237V236H80ZM79 237V238H80ZM84 237L83 238H81V239H84ZM99 237V238H98ZM108 237V235H107V233H104V234H102V235H100V236H97L96 238L95 237H93L92 239H97V240H95V241H97L98 243H103L104 241H105V243H108V242H106V241H109L108 239H106ZM114 237H116V239H117V236L115 235ZM156 237V236H155ZM190 237H192V238H190ZM246 237V238H247ZM51 238V240H49ZM86 238V237H85ZM89 238V237H88ZM113 237L111 236V239H112ZM122 238V237H121ZM133 238H134V236H133ZM157 238V237H156ZM33 239L35 240V241H33ZM66 239V238H65ZM106 239V240H105ZM128 239V238H127ZM141 239H143V240H141ZM76 240V239H75ZM86 240V239H85ZM94 240H93V243H94ZM141 240V241H140ZM147 240L149 241V242H147ZM159 240V239H158ZM186 240V241H185ZM79 241V240H78ZM87 241V240H86ZM85 241V242H86ZM91 242L90 243H88V244H91L92 245V240H90ZM120 241V240H119ZM129 241V242H130ZM157 241V240H156ZM174 241V242H175ZM246 241V240H245ZM259 241V240H258ZM33 242V243H32ZM57 242V241H56ZM68 242H70V241H68ZM73 242V241H72ZM83 242H84V240H83ZM145 242V243H144ZM164 242V241H163ZM163 242L161 241V242H158L157 241V245H160L161 243L163 244ZM65 243V242H64ZM71 243V242H70ZM182 243H183V246H182ZM214 242H212V244H213ZM255 243H257V242H255ZM60 244H61V242H60ZM80 244V243H79ZM86 244V243H85ZM84 244V245H85ZM132 244V245H133ZM145 244V245H144ZM211 244V245H212ZM218 244V243H217ZM226 244V243H225ZM262 244V243H261ZM20 245H24L23 247H22V249H20L21 250V252H19L18 254H16L17 252H15V251H17V249H18V247L20 246ZM59 245V244H58ZM73 245V244H72ZM78 245V244H77ZM96 245V244H95ZM94 245V246H95ZM105 245V244H104ZM103 245V246H104ZM106 245H108V244H106ZM131 245V246H132ZM214 245V244H213ZM63 246V245H62ZM73 246H75V245H73ZM80 246V245H79ZM82 246V245H81ZM86 246V245H85ZM83 247V248H86L87 249V247L88 246H90V245H88L87 247ZM96 246H99V245H96ZM119 246H121V245H119ZM209 246V245H208ZM10 247H12L13 249H11V250H14V251H10ZM21 247V246H20ZM116 247V246H115ZM134 247V246H133ZM189 247V248H188ZM210 247V246H209ZM227 247V246H226ZM226 247H225V249H226ZM232 247H234V246H232ZM246 247V248H245ZM263 247V246H262ZM68 248V247H67ZM77 248V247H76ZM108 248V247H107ZM132 247H130V249H131ZM137 248V247H136ZM141 248V247H140ZM155 248V249H156ZM211 248V247H210ZM80 249H82V248H80ZM135 249V248H134ZM137 249H139V248H137ZM141 249H143V248H141ZM186 249H188V251H186ZM205 249H206V247H205ZM207 249H208V247H207ZM222 249V248H221ZM224 249V248H223ZM222 249V250H223ZM254 249V248H253ZM68 250V249H67ZM66 250V251H67ZM72 250V249H71ZM77 250V249H76ZM90 250V249H89ZM88 250V251H89ZM112 250V249H111ZM127 251L128 250V247L127 248H125V249H123V251ZM147 250H146V252H147ZM83 251V250H82ZM82 251H81V253H82ZM86 250L84 249V252H85ZM88 251H86V252H88ZM93 251H95V250H93ZM99 251H101V250H99ZM98 251V252H99ZM105 251V250H104ZM121 251V250H120ZM143 251V250H142ZM153 251H155V250H153ZM205 251V250H204ZM209 251V250H208ZM218 251H220L219 253H218V256L219 257H221L222 258V251L221 250H218ZM228 251V250H227ZM240 251V252H241ZM59 251H58V249H57V252L56 253H58ZM86 252H85V254H86ZM91 251H89V253H90ZM143 252H145V250L143 251ZM158 252V251H157ZM207 252V251H206ZM211 252V251H210ZM224 252V251H223ZM236 252V251H235ZM252 252V251H251ZM258 252V251H257ZM41 253V254H40ZM55 253V252H54ZM56 253H55V256H57L56 255ZM92 253V252H91ZM112 253V252H111ZM110 253V254H111ZM151 253V252H150ZM216 253V252H215ZM214 253V254H215ZM230 253V252H229ZM234 253V252H233ZM239 253V252H238ZM13 254V255H12ZM21 254V255H20ZM45 254H47V253H45ZM73 254V253H72ZM83 254V253H82ZM95 254V253H94ZM113 254V253H112ZM111 254V255H112ZM118 254V253H117ZM121 254V253H120ZM127 254H129V253H127ZM133 254V253H132ZM200 254H201V252H200ZM203 254H205V253H203ZM203 254H201V255H203ZM207 254V253H206ZM226 254H227V252H226ZM69 255H71V254H69ZM77 255V254H76ZM78 255H80V254H78ZM151 255V254H150ZM192 255H191V258H192ZM209 255V254H208ZM207 255V256H208ZM244 255V254H243ZM21 256V257H20ZM38 256H39V258H38ZM55 256H54V258H55ZM73 257H74V255H72ZM72 256H70L71 258H72ZM85 256V255H84ZM86 256H88V255H86ZM113 256V255H112ZM122 256V255H121ZM213 256V255H212ZM215 256H217V255H215ZM218 256H217V260H216V262L218 261V259H220V258H218ZM58 257V256H57ZM109 257V256H108ZM117 257H118V255H117ZM123 257V256H122ZM125 257V256H124ZM140 257V256H139ZM145 257V256H144ZM169 257H174V258H172V259H168ZM205 257V256H204ZM204 257H202V258H204ZM228 257H229V254H228ZM228 257H226V258H228ZM240 257V256H239ZM244 257V256H243ZM245 257H246V254H245ZM248 257V256H247ZM255 257V256H254ZM45 258V257H44ZM43 258V259H44ZM53 258V259H54ZM75 258H77L76 256H75ZM84 259H86L85 257H83ZM82 258V259H83ZM112 258V257H111ZM183 258V259H182ZM241 258V257H240ZM249 258V257H248ZM46 259H47V257H46ZM46 259L45 260H43L42 261V259H41V261H38V262H36V263H34V261H33V263L34 264H46L47 263V261H46ZM65 259V258H64ZM116 259V258H115ZM114 259V260H115ZM154 259V258H153ZM159 259V258H158ZM223 259V258H222ZM224 259H225V257H224ZM40 260V259H39ZM67 258L65 259V261L67 262ZM70 260V259H69ZM68 260V261H69ZM145 260V259H144ZM147 260V259H146ZM208 260H209V258H208ZM242 260V259H241ZM256 260H258V259H256ZM17 261V260H16ZM44 261H46V262H44ZM61 261V260H60ZM63 262H64V260H62ZM70 261H73V259L72 260H70ZM78 261H82V260H78ZM87 261V260H86ZM141 261H142V259H141ZM164 261V262H165ZM210 261V260H209ZM212 261H214V260H212ZM224 261V260H223ZM247 261V260H246ZM245 261V262H246ZM249 261V260H248ZM247 261V262H248ZM258 261H260V260H258ZM18 262V263H19ZM143 262V261H142ZM146 262H148V261H145V263ZM159 262V261H158ZM162 262V261H161ZM207 262V261H206ZM220 262H221V260H220ZM219 262V263H220ZM243 262V260L240 262H232V263H235V264H240V263H242ZM249 262H251V261H249ZM248 262V263H249ZM261 262V261H260ZM32 263V264H33ZM69 263V262H68ZM85 263V262H84ZM134 263V262H133ZM144 263V262H143ZM204 263V262H203ZM218 263V262H217ZM222 264H223V262H221ZM226 263V262H225ZM224 263V264H225ZM247 263V264H248ZM253 263V262H252ZM51 264V263H50ZM59 264V263H58ZM63 264V263H62ZM132 264V263H131ZM150 264V263H149ZM153 264V263H152ZM155 264V263H154ZM161 264V263H160ZM185 264V263H184ZM204 264H206V263H204ZM213 264H214V262H213Z\"/></svg>",
	"mask_w": 264,
	"mask_h": 264
}]
</instances>
